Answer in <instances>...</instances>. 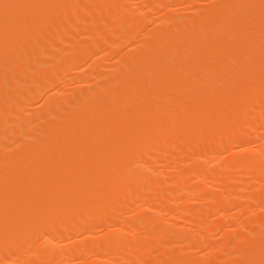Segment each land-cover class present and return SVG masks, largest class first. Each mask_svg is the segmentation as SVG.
<instances>
[{
	"label": "rangeland",
	"instance_id": "obj_1",
	"mask_svg": "<svg viewBox=\"0 0 264 264\" xmlns=\"http://www.w3.org/2000/svg\"><path fill=\"white\" fill-rule=\"evenodd\" d=\"M149 1L148 0H116L115 3H114L115 6H114V4L112 6L113 9L115 7L114 12H119V13L122 12V14L124 15L125 13L123 11H125V12L129 13L130 18L132 17V19H135V17L138 18V17H140L142 15L141 17L143 18V20H142L143 23H140L139 25L137 24V26H136V22H134V21H136V19L133 21L134 23H132L130 21L132 19H130V18H129L130 20L127 18L129 20V22H130V23L129 22L128 23L131 24V25L128 24L129 27L126 26L127 24L123 25L124 23L123 24L120 23L121 25H123V26H121V25H119L117 23L118 20H117L116 23L114 21H112V17L113 16L110 13L102 15L104 17H103V19L101 18L99 23L95 21L97 24L92 21V18L89 15L88 16L85 15V17L83 15L84 19H81V20L78 19L77 21L74 22V29L72 31L73 33L71 32V34H67L66 36L64 35L65 37L64 36L63 37L65 39H63V37H62L61 42H60V44H62V45H60L58 43L59 41H57V44L59 45L58 46L59 48L56 49V50L59 51L61 49L62 50V52H61L62 54L65 51L64 54H65V56L67 58H70L69 56H71V58H75V56L77 54V52H76L77 50H75V47L78 46V45L81 46V44L83 45V44H88V43H91V44L96 43V45L101 46V45L104 44V45L107 46L106 48L109 50L107 54L110 57L105 55L106 58H105V56H104V58L102 57L103 58V62L101 61L103 64L101 62L99 63V61H97V59H100L101 54L97 53V52L95 53L94 50L92 49L90 51L92 54H90V52H89V53H87L89 56L85 54L86 56L84 58H81L82 60L78 59L79 60L78 62L76 61V62L72 63L73 65H75V67H73V65L71 64V66H69L67 68L68 70L67 69L64 70L65 73L63 71H61V72H58L56 75H53V79L54 80H52L51 83H47V84L46 83H42L41 84V85L44 84L46 86L49 85V87H45V86L42 87L41 85H40V87L37 86L36 88H40V89L42 87V89H41L42 92L40 94H39V92H37V95H38L37 97H39V99L36 98L37 102H34V104L30 103V105L29 104L26 105V107L24 108V111H23L24 112L23 115L25 116V118L24 117L23 118L25 119L24 122H26V123H23V125L24 124L25 125L24 126L21 125V128H19L20 126L19 127L17 126L18 128L16 127L17 135L19 134L20 136L19 135L18 136L15 135V136L20 137L21 139H19V140H21L23 142L27 141L25 143L33 144L34 142H36V140H39V137L40 138H42L43 136L48 137V133L46 135H45V133L49 131V129H50L49 127H52L53 122L54 123L56 121L59 122L60 116L64 117L65 114H63V113L65 111H63L61 108H58V110H55V112L57 114L55 112L54 113L52 112L54 115H52V113H48V111H46V108H44V107H46V105H45L46 102L45 101H46L48 95L52 93V91L53 92L56 91V90H58L59 92L61 91L62 92L61 94L63 96H61V94L59 96H60V98H63L62 102L63 103L66 102V104H68L70 106L71 105L72 106L73 105L74 106H76V105L78 106V102L79 101L86 102L87 99L91 96V92L94 93V91L95 92L96 91H104V90L108 91V89H109L108 92H113L114 93V91H111V90L114 89L116 92H118V90H120V87H121L120 82H118V77L121 74H124V73H127V72L129 73V71L131 69L130 66H132L133 64H134L133 65L134 68L137 67L136 65H139V63H137V62L133 63V64L131 62L130 65H127L125 62L128 61V60H126V61L123 60L124 64H122L123 61L121 59H125V57H126V59H128V58L132 59V57H130V56L133 55L134 53L136 55L137 54L136 50H141L142 54L140 53L141 54L140 55V59H139L140 61H138V62L141 63L142 62L141 60L143 59V64H145L148 61V59L146 57V53L149 54L147 56H150L149 57V59H150V58H152L153 55H155V54H153L152 51L154 49H156V48L158 50L159 49L162 50L163 46H164L165 49H169L170 48L169 50H166V51L170 53V51L172 50L173 53H170L171 55H174L176 52L177 53L178 52L181 53L183 51H187V49L189 50V48H187V46L189 45V43H190L189 41L191 40V38H190L191 35H190V36H188L190 38V40L188 39L189 40L188 42L185 41V38L187 37L186 35H188L187 32H189V33L191 32L190 34H194L195 32L193 30H195L196 33L199 32L201 35H203L205 32H208V34L205 33L202 37L199 36L202 39H204V40H202L203 44L201 43L202 42L201 38H200L201 42L199 41V39L196 40V42L197 41L200 42V43L198 42L199 44H197L198 47L200 46V44H202V45H204V48L207 46L208 43H210V44L212 43L211 45H213V47H211L210 45L208 46V47H211V48L215 47L214 52H213V50L211 48H210L211 50L209 49V51H211V52L208 51L209 54L212 53L211 54L212 58H210V56H208L209 54L203 53L209 59L206 56H203V57H201L202 59L200 58L201 60L198 61L197 59H198V55L199 54H197V53L200 52L199 50L203 51L204 49H203V47L200 46V48H197L198 50H196V51H195V49L191 50L193 45H194L193 43H195V42H193L192 44L190 43V46H192V47H190V50H191V51L189 50L190 52L187 51L188 53H185V52H184V54L181 53L182 55H179V53L176 54V55H178V59H176L177 57L174 58V56H170V60L168 58V61L173 62V63L169 62L170 64H172L174 66H177V65H175V64L178 63L177 60L181 61L182 60L181 58L183 57V60L185 58V60H184L185 62L188 60L186 62L187 65L183 61L182 63L178 64L179 67H180V65L182 66V64H183L182 68L184 70L186 68V67H184L185 65L189 66V67L192 66V67H190V69H194V72L196 71L195 69L198 70V71H196V73L189 72V71H192V70H189V67H188V69L186 68L185 71L183 69H182L183 71L180 70V72H179L180 74H178V75L184 76L183 80L185 81V83H183L184 81H180L179 80V78L181 76H177V73L173 72L174 66H172L173 67L172 70L171 69L170 70L168 69V70H169V73H170V71L172 72V74L171 73L170 74L173 75V77L177 76V79L172 77L173 81H174V79H176L177 81H175L176 83L174 82V85L170 84V85H172V86H170V85H168V82L171 79V76L166 75L167 74L166 73L167 69L164 68L163 70H161L162 69L161 68L160 69L161 72L163 71V73H161L160 70L157 67V69H156L157 72L154 73V71H156L155 70V68H156L155 66L157 65L156 63H158L160 65V62L164 61V60L160 61V59L162 60L165 57L167 58L169 56H164V58L158 59L159 62L157 61V59H156V62H155V58L156 57L153 56L154 60H152V61H153L154 64L151 62L153 64L152 67H151V63L148 62L149 63L148 66L150 65L149 67H151V71H150V68L148 66H146V68L148 67L147 69L149 71L147 70V73H145V71H144V72H142L143 74H141V75H144V73H145V74L148 75V72H150V75H151L152 71H153V74H154V76H153L154 78L152 79L153 81L152 80H151V82L149 81V79H150L149 75H148V78L145 81L143 80L145 82V84H147L149 82L151 83V84L150 83L148 84L149 86L146 85L145 89H143L147 93L145 91H144L145 93L142 92V94H140L138 96L139 98L137 96H135V99L133 97H131L134 100L131 99L130 96H128L130 98L129 100L131 102L128 99H127L128 101L125 99L127 102L124 100L126 104L127 103H130L131 105L134 104V105H132L133 107L132 106H130V107H132V108L136 107L135 110H132V108L130 110V107H128L129 104L126 105L125 103H122V104H125V106L122 105L121 103H120L121 105H119V104L116 105L118 102H121V101H117L116 104L113 105V106H115V105L117 106V107L115 106V109H114V112L116 113V114L114 113L115 114V116H114L115 119L114 120H116L118 118L116 121H120V122H117V123H121L120 125L117 126V128H115L116 126H114L113 128L117 129L116 131L119 133V135H118V133L116 131H115L116 133L114 132L115 129L112 132H107L109 128L108 129L106 128L107 131H105V129L103 131V129L100 128L101 126H99L98 123H96V125H94L93 121H92V124H89L88 126H85L86 129L84 128L83 130H81V133L80 134L77 133L76 136H74L73 139H72V142H74V143H72L74 145L73 148L75 146H77V148H78L77 149L75 147L76 148L75 151L77 152V156L81 155L82 157H84V159H86L85 163L83 162L84 160L82 159L83 160L82 163L86 164V165H84V164L83 165L86 166V167L88 165H90V166L87 167V169L89 167H91L92 170H94V169L96 170L97 168H99L98 170H96V171L94 170V171L96 173L97 172H101L100 173L101 175L99 174L100 175L99 176L98 173H97V178H96V173L92 172V173H94V174H92L91 173L92 170H90V173L92 174V176L89 177L88 175L90 173H88L87 172L88 170H87L85 172L82 171V175L83 176H81L79 174L78 177H77L76 173L78 171H76V173H75L74 170L76 169L77 166H75V165H77L78 162H80L79 164H81V161H78V158L80 159L81 156L76 158V155L75 156L72 155L73 157L71 156L70 159L69 158H64L65 160L61 157V159L58 161L60 166H59V164H57L58 162L55 163L56 165L54 167H56L55 170L57 171V173L55 172V174L58 175L59 173H63L64 170H65V172L69 170V174H68V172L67 173H63V174H59L58 177H55V179H54L55 182L52 181L53 183L50 182L47 185H49L50 187L57 186L56 188H58L59 190H61L60 187L62 189L64 188V190H61V191H63V193L65 191L66 192L69 191V189L71 187H73V190L70 189L71 191H69V192H72V195L68 194L69 197H67L68 195H66L67 194L66 192H65L64 195L62 194V198L66 195V202L64 201L65 197L62 200V201H64L65 206L68 204L69 205L68 207H70V205L73 204V202L76 203L77 200H75V198L76 199L79 198V200L81 198L82 202L84 201L85 203L81 202L78 205H77V203L76 204L74 203V206L75 205L78 206V207L76 206L77 209H76V207L71 205V207L72 206L73 207L72 208L70 207L69 209L73 210V208H75L77 210V212H75L76 211L75 209H74L75 211L74 210L72 211V210H69V209H67L68 210L67 211L66 207L64 208V206H63L64 203L62 204V202L60 201V203L62 204L63 208L65 209V210L64 209L63 210L68 212V218L67 217L66 218L63 217V219L65 218L66 222L63 219H62L63 221L60 220L61 222L58 221V215L59 214H57V213H61L60 211H63L62 209L58 210L56 208L59 211V212L56 213L57 214V216H56L57 220L55 218V220L58 221L57 224H56V222L54 220L55 215H53L55 213L52 214L53 217L51 215V212H53L54 209H53V211L51 209H49V210H51L50 214H49V210L47 212L49 215L47 213L45 214V215H48V216H46L47 218L43 215L44 221L48 220L49 222L53 223V220H54L55 224H53V225H54V228H56V230L53 227L52 228H53V230H55V232L50 231L51 233H49V229L51 228L50 226H52V223H51V225L49 224L48 227H47L48 230L47 229L44 230L43 234H42V232L41 233L38 232L37 234H39V235H36L34 233V235L31 237V240L27 244H25L23 246H18L17 245L16 246L17 248H15V249L10 248L7 245V243H6L7 241L4 240L6 238L5 235L3 236L4 238L1 237L4 240V242L3 241H1V242L4 243L5 245H7V248H9V249L6 250L5 246H4L5 249L3 247L5 252H4V250L0 249L3 252V253L1 252V255L2 256L5 255L4 257L0 256V258H1L0 259V261H1L0 264H12V263L13 264H28V262H29V264H36V263H39V262H40L39 264H43L42 261H41L42 258H43V260L49 259V260H47V262H48L47 264H150V263L151 264H161V263H163V264H165V263L166 264H170V263L171 264H247V263L248 264H257V263L258 264H264L263 263L264 262V122H263L264 121L263 120L264 119V110H263L264 109V98H262V97H264L262 95V94H264V93H262V91H264V88L260 87L261 82H262V84L264 82V70H263L264 69V62H263L264 58L263 59L260 58L261 56L264 57V40H263L264 39L263 38L264 37V29H263L264 28V19H263L264 18V12H263L264 11L263 10L264 9V0H255V1L254 0H249V1L248 0H242V1L241 0H233V1L232 0H225V2H223L224 0H173V1H171V0H160V1L159 0H149ZM220 2H223V3L220 4ZM212 6H213V8H212ZM250 6L251 7L254 6L253 7L254 11H252L253 9ZM182 8H184V9H182ZM122 9H123V11H121ZM124 9H127V10H124ZM213 9H215V10H213ZM169 12L171 14H169ZM196 12H198V13H196ZM224 12H226V14H224ZM254 12H257L258 14L254 13ZM236 13H238V14H236ZM207 14H209V16ZM242 14H243V16H242ZM253 14H257V15L253 16ZM204 15H205V17H203ZM246 17H247V19H245ZM85 18H86V20H85ZM141 19L139 21H141ZM220 19H222V20H220ZM232 19H234V20L231 21V23H230V20H232ZM163 20H165V21H163ZM179 20H182V21L180 22ZM237 21H241V22L238 23ZM226 22H228L230 25L228 23L226 25ZM137 23H139V22H137ZM173 23L177 24V25H174ZM233 23H235V24H233ZM133 24L135 25L134 28L135 27H137V28L134 29L133 28ZM238 24L240 26H238ZM173 25L175 27H173ZM218 25H220L221 27L218 26ZM118 26H120V27L117 29ZM124 26H126L125 27L126 30H125V28H122ZM131 26H132V28H131ZM241 26H243V27H241ZM159 27H160V29H159ZM202 27H204V28H202ZM227 27H228V29H227ZM219 28H221V29H219ZM169 29H171V30H169ZM196 29H198L199 31L196 30ZM243 29H245V30H243ZM255 29H257V30H255ZM87 30H88V32H87ZM94 30H98L99 31V33L97 32V34H101V33H103V34L99 35V38H96L97 34L93 35L94 33H96V31L94 32ZM230 30H231V32H230ZM80 31H82V32H80ZM125 31H127V32H125ZM123 33H125V34H123ZM144 33L146 35H144ZM199 33H198V35H199ZM74 34H76L77 36L76 35L74 36ZM127 34H129V35H127ZM176 35H177V37H175L176 39H179L181 36L185 35L184 37H181V39L183 38V40L180 39L182 41L181 43L184 44L183 47H185L184 49L182 48L183 49L182 51H180L181 49L180 50L179 49L176 50L177 48H175V47H177V46H179L181 44L180 41H178V42L176 41V43H178L179 45L178 44L175 45L174 48H172V46L175 44V42H174V44L172 42H171L172 44H170V42H167L170 38H172V36H173V39H174V36H176ZM198 35H197V38H198ZM78 36H79V38H78ZM108 36H109V38L112 37V36L116 37V38H112V39L110 38L111 39L110 40L109 38H107ZM178 36H179V38H178ZM235 36H236V38H235ZM257 36L259 37V39H258ZM67 37H69V38H67ZM120 37H122V38H120ZM242 37H244V38L242 39ZM253 37H256L257 39H255ZM88 38H89V40H88ZM100 38H103V39H100ZM232 38H233V40H232ZM112 40H114V41H112ZM131 40H133V41H131ZM170 40H172V39H170ZM186 40H187V38H186ZM261 40H263V41H261ZM204 41H206V42H204ZM112 42H114V43H112ZM165 42L168 43L166 45L167 48L164 45V44H166ZM221 42H222V44H221ZM225 43H227V44H225ZM110 44H113V45L110 46ZM169 44L171 45V47H168ZM63 45H64V49L62 48ZM79 46L76 47V49H78ZM208 47H207V50H208ZM253 48H256V51H254L255 49H253ZM157 49L155 51H157ZM161 50H160V52H162ZM216 50H217V52L215 53ZM193 51H195V52H193ZM234 51H236V52H234ZM139 52H138V54H139ZM143 52H145V54ZM131 53H133V54H131ZM151 53H152V55H151ZM157 53H159V51ZM213 53H214V56H213ZM219 53H220V55H218ZM170 54H168V55H170ZM239 54H240V56H239ZM256 54L260 55V57L259 56L256 57ZM53 55H52V57L49 56L47 58V61H48V62L46 61L47 64H49V65L52 64V63L54 64L56 59L53 61V59H54L53 57L55 56V55L54 56ZM161 55L162 54H160L159 56L161 57ZM166 55H167V53H166ZM243 55H244V57H243ZM97 56H99V57L97 58ZM142 56H144V57H142ZM201 56H202V54H201ZM253 56H255V57H253ZM199 57H200V55H199ZM220 57H223V58L220 60ZM239 57H241V58H239ZM144 58L146 59L145 60L146 62L144 61ZM166 58H165L164 63L167 60ZM244 58H246V59L248 58V59L245 60ZM250 58H251L252 61L250 60ZM240 59H242V60H240ZM203 60H204V62H203ZM209 60H211V61L213 60V61L212 62L210 61V63H209ZM248 60H250V62H247ZM95 61L98 62L97 64H99V66L96 64ZM168 61H167V64H168ZM260 61H262L263 63L260 62ZM245 62L249 63V64H246ZM92 63H94L98 67L96 66L95 69L92 68L93 72L90 73V74H92V75H90L89 71H92V70H89V69H91V64ZM203 63L206 64V65H204ZM212 63H213V65H212ZM167 64L165 63L164 66H167ZM170 64H169V67L171 66ZM192 64H194V67H193ZM252 64H254L255 66H253ZM88 65L90 66V68H89ZM236 65H237V67H235ZM119 66L122 67V69ZM178 66H177V68L175 67V69H174L175 71L179 70ZM241 66H242V68H241ZM248 66H249L250 69L248 68ZM261 66L263 67V69H262ZM153 67H155L154 70H152ZM169 67L167 66L166 68H169ZM258 67H259V69H258ZM232 68H234V69H232ZM133 69H131V71ZM239 69H240V71H238ZM94 70H96L95 73H94ZM164 70H166V71H164ZM201 70H203V72ZM186 71H187L188 75L185 73ZM200 71L202 73H204L206 71L207 73L205 72L204 75H203L202 73H200ZM217 71L219 73H217ZM96 72H97V74H96ZM182 72L185 75H183ZM200 74L203 75V77L206 76L205 77L206 79L202 78ZM207 74L209 75V77L212 76L214 78L210 80V78H208ZM216 74H217V76H216ZM82 75H84V76L87 75V76L84 77ZM174 75H176V76H174ZM88 76H89V78H88ZM156 76H158V77H156ZM160 76H161V78H160ZM164 76H165L166 79H168V81L165 80ZM186 76L189 77V78H187V82L185 80ZM197 76L198 77L200 76V78H197ZM35 77H37V79H35L36 80L35 82H37L38 80H42L41 77H39V76H35ZM82 77H84V79L82 80L84 82L78 81ZM86 77L88 79H90V80H88ZM143 77L145 79V77H147V76L144 75ZM143 77H142V79H143ZM150 77L152 78V76H150ZM190 77L192 78V80H191ZM222 77H225V78H222ZM74 79H75V82H74ZM76 79H77V81H76ZM180 79H182V78H180ZM200 79H202V80H200ZM204 79L207 82L206 81L204 82L203 81ZM86 80H88V81L86 82ZM164 80L167 81V82H165ZM173 81H172V83H173ZM191 81H193L192 84H190ZM208 81H210V82H208ZM196 82L198 83V87H196L197 85H194V84H196ZM165 83H167L168 86H166ZM202 83H203V85H202ZM204 83H206V84L208 83V85L210 83L209 87L211 85L213 86L212 88L210 87V89H209L210 92L208 90H205V91L206 92L208 91L209 93H213L214 96H212V97L214 99H216V101H217V98H220V100L218 99L219 101L217 102V105L213 106V103L215 102V100L211 97V94L207 95L208 92L206 93V92L203 91V88L202 89L200 88V86H199L200 84H201V87L202 86L203 87L206 86V84H204ZM219 83H223V85L225 86L224 87V86H222V84H220L221 85L220 89L221 88L223 89V87L226 88L227 87L226 85L230 84L229 85L230 88L226 89L227 91L228 90H230V91L228 93L221 92L220 89L215 87V86L219 85ZM97 84H99V86ZM29 85H25V87H29ZM262 86H264V85H262ZM30 87H31V85H30ZM74 87H76L75 88L76 90L74 89ZM140 87H142V86H140ZM140 87H139V89H142ZM173 87H175V89ZM254 87L257 88L258 92L256 91V89ZM61 88H64V89H61ZM77 88H79V89L81 88L80 89L81 92ZM171 88H173V90H171ZM197 88L199 89L198 91H197ZM215 88H216V90L212 91V89H215ZM236 88H238V89H236ZM40 89L38 91H40ZM137 89L138 88H136L134 90L136 91ZM139 89H138V91H139ZM146 89H148V90H146ZM161 89H163V90L165 89V91H163ZM231 89L234 90V91H232ZM162 91H163V93H162ZM167 91L168 92L171 91L172 93L177 92V94L175 93V95H177V96L179 94H182L183 95L181 97L182 100L181 99H177V96H175L174 94H173V97H170L172 95V93H171V95L169 94L170 99L173 100L172 98L175 99V97H176L177 100L175 99V101L172 102V101H169V99H168V101H165V103H163L164 100H166L168 98L166 96ZM179 91L181 93L178 94ZM195 91H196V94H195ZM202 91L204 92V95H203ZM201 92H202V96L203 97L201 96ZM132 93H133V91H132ZM132 93H130V94H132ZM139 93H141V92L139 91ZM157 93L161 94L162 96L165 95L163 97L164 98L167 97V98L164 99V98H162L161 95L159 96ZM189 93H190L191 96L189 95ZM205 93H206V95L208 97H211L212 101L214 100V102L209 100L210 98H208L207 96L205 97ZM219 93H220V95H219ZM259 93H260L261 97H260ZM150 95H152V96H150ZM192 95H194L195 97L192 96ZM218 95L221 96V97H219ZM248 95H250V96H248ZM252 95H255V97L252 96ZM125 96H127V95H125ZM132 96H134V95H132ZM153 96L155 97V100L156 99H158V100H156V101L153 100ZM180 96L181 95H179L178 98H180ZM237 96L239 97V99L237 98ZM80 97L82 98V100L80 99ZM159 97H161V98H159ZM228 97L231 100H229ZM140 98L141 99L143 98L144 100L142 99V101H140ZM240 98H241V100H240ZM249 98H251V99H249ZM189 99H192V100L190 101ZM64 100H66V101L64 102ZM70 100H71V102L68 103L67 101H70ZM239 100L240 101L245 100V101H243L244 103L242 102V104H241L242 105V109H244V110H242L240 108L241 105H239V104L241 102ZM73 101L74 102L76 101L75 102L76 105L74 104ZM231 101L233 103H234V101H236L235 105L237 104V101L240 102V103L237 104L238 106L237 105L235 106V105H233L231 103ZM146 102H149V103H146ZM160 102L163 103V104L161 103L162 106L158 105V104H160ZM166 102L168 103L169 108H167V105L164 106V104H166ZM198 102H199V104H198ZM139 103H140V105H139ZM143 103H144V105H143ZM151 103L154 104L155 106H153ZM169 103H171V104L169 105ZM173 104L174 105L176 104L177 107H176V105L174 106ZM187 104H189V105L192 104V105L189 106ZM172 105L174 106V108H173ZM220 105H221V107H220ZM222 105H224V106H222ZM244 105L245 106L247 105V106L245 107ZM163 106L165 107V109L161 111V109L164 108ZM209 106H210L211 109L209 108ZM218 106H219V108H217ZM234 106L239 108L240 111H239V109H234L235 108ZM248 106L249 107L251 106L249 108V110L247 108ZM124 107H126V108H124ZM137 107H138V109H137ZM139 107H141V108H139ZM156 107L157 108L159 107L160 111L156 110ZM212 107H213V110H212ZM223 107H225L226 109H224ZM113 108H111V109H113ZM152 108H154L155 110L152 109ZM170 108H172V109L170 110ZM179 109H181L183 111V113L179 112L180 111ZM37 110H38V112H37ZM115 110H117V111H115ZM208 110H211V112L208 111ZM241 110H242V113H243L242 115H241ZM33 111H35V112H33ZM43 111H45V115H44ZM153 111H154L155 115H153L154 114V113H152ZM238 111L240 112V114H238ZM46 112L48 114H46ZM108 112L109 113L110 112L113 113L112 110L111 111L109 110ZM121 112H122V114H121ZM185 112H187L186 114L188 116H190V117L194 116L193 118H196L197 121H195L193 118L188 117L185 114ZM190 112H192V113H190ZM196 112L199 115L196 114ZM126 113H128V114H126ZM180 113H182V115ZM228 113H230V114H228ZM38 114L39 115H43V117L37 116ZM110 114H106V116L108 115V117H109ZM114 114H111L110 116H113ZM124 114H125L126 117L124 116ZM179 114H180L181 117H183V115H184L183 119L181 117L179 118V116H178ZM189 114H191V115H189ZM214 114H216V115H214ZM237 114H238V116H237ZM137 115H138L139 118L137 117ZM239 115H241V116H239ZM141 116L142 117H144V116L146 117V118L144 117V120L146 121L145 125H144L143 118ZM232 116H236V117H232ZM35 117H37L39 120H37V118H35ZM128 117H129V119H127ZM202 117H204V118L206 117L205 118L206 120L205 119L204 120H205V122H208L205 126H203V127H205L204 128L205 130L203 129L204 131L203 130L201 131L202 133L204 132L203 134L200 132L201 128H203L202 126L198 130V128H199L198 125L199 124L201 125V122L203 120ZM225 117H227V118H225ZM230 117H231V120L229 119ZM240 117L246 118V120L243 119V118H240ZM198 118H200L201 121ZM232 118H234V120L235 119L236 120L234 121V120H232ZM250 118L252 119V121H251ZM103 119H104V122L102 121ZM103 119L101 120L102 121V125L104 124L105 127L108 126V125H106V123H107V121H109L108 119H110V118H106L105 117ZM105 119H107V121ZM111 119L109 121L110 123H111ZM180 119L182 121L186 120V122L185 123H184V121L181 122ZM221 119H223L225 121H222ZM227 119H229L230 121L227 120ZM242 119L245 121V123H243ZM249 119H250V121H249ZM33 120H35L34 123H36V124L33 123ZM133 120H135V121H133ZM138 120L140 122H138ZM152 120H153V122H152ZM187 120L190 121L191 123L186 124L188 122ZM209 120H211L212 122L209 123L210 122ZM241 120H242V122H241ZM247 120H248V122H247ZM47 121H49V122H47ZM116 121L113 122V123H116ZM129 122H130V124H129ZM149 122L150 123L152 122V124H150ZM196 122L198 124H196ZM214 122H216V124ZM221 122L223 123L222 125H221ZM154 123H155V125H154ZM133 124L135 126H132ZM170 124L172 126H170ZM175 124H177V125H175ZM191 124L194 125L197 128L193 127ZM232 124L235 125V126H233ZM236 124H239V125H236ZM33 125H34V127H33ZM121 125L123 127H121ZM149 125L153 126V128L151 126L149 127ZM209 125H211V126H209ZM219 125H220V127H219ZM242 125L245 126V127H243ZM92 126H94V127H92ZM215 126H217V127H215ZM119 127H121V128H119ZM135 127L138 128V129H136ZM207 127H208V129H207ZM212 127H215V128H212ZM218 127L220 128L219 130H218ZM231 127H233V128H231ZM236 127L237 128L239 127V128L236 129ZM260 129H261V131H260ZM21 130L23 131L24 134L21 133ZM122 130H124V131H122ZM88 131H90V132H88ZM197 131H198V133H196ZM104 132L106 134H104ZM25 133H28L31 136L30 135L28 136V134H25ZM183 133L185 134V136L183 135ZM153 134H156V135H153ZM157 134H159V135H157ZM192 134H193V136H192ZM238 134H241V135H238ZM105 135H107V136L105 137ZM109 135H110L111 138L109 137ZM130 135H131V138H130ZM176 135H178V136H176ZM99 136L101 138H102V136H104V137H103V139L100 138L102 141L99 140V142H98L97 137L99 138ZM128 136H129V138L127 139ZM232 136H233V138H232ZM92 137H93V139H92ZM107 137H108V139H107ZM180 137H182V138H180ZM49 138H50V136L48 137V139ZM94 138H95V140H97V142L94 140ZM104 138H105V140H104ZM116 138H117V140H116ZM191 138H193V139H191ZM8 139L9 140L5 139L1 143L2 150L0 152V156H3L5 151L9 147H11V145L14 146V144L17 142V140H12L10 138H8ZM51 139H52V137H51ZM53 139H55V137H53ZM120 139L121 140L123 139V142ZM126 139H127V141H125ZM129 139H130V141L132 139L135 140V141L132 140L133 142L132 141L130 142ZM197 139H198L199 142L196 143ZM258 139H259V144H258ZM190 140H192V141L190 142ZM103 141H105L104 142L105 144L102 143ZM83 142H85V143H83ZM89 142H91V143H89ZM187 142H188V144H187ZM124 143H125V145H124ZM146 143H148L149 145L147 146ZM82 144H84V145L82 146ZM128 144H130L131 147H129ZM142 145L143 146L146 145V147H147V148H145L146 150L145 151L143 150V153H141L142 155L140 154L142 159H141V157L140 158L137 157V160L135 162V158L134 157L137 156V155H135L133 157L132 154H131L133 159L129 160L131 157H129L128 154H126V153H129V152H126V151L127 150L129 151V149H131L134 146H135L134 149H139L140 150V148H142ZM138 146L139 147L141 146V147L139 148ZM79 149H81V150H79ZM134 149H132V150H134ZM111 150H113V151L115 150L114 153ZM120 150L122 151L121 152L122 156L124 155L123 151L126 152L125 153L126 156L124 155V157H128V158H125V159H127V161L126 160L122 161L124 158L122 159V156L120 154ZM254 150H256V152ZM45 151L46 150L40 151L39 153H37L36 156L37 157L39 156L38 158H41L42 155L45 156V153L47 152V151L46 152ZM75 151H74V153H76ZM78 151H80V155H79ZM109 151L111 152L110 154L113 153L112 156H114V154L116 152L117 155L120 156L118 158V161H120V162H126V163L128 162L127 165H129V164L131 165V163L133 162V164L131 166L133 168H135V169H131V170L135 171V173L137 172L138 174H141L139 172H143V176H145L144 178H146L145 181L147 183L151 182V185L149 187L147 186L148 188L144 189L146 192H149L147 195H145L146 194L145 191H144L145 193H143V195H140V196H137V194H133L134 192H136V189L138 188V190H139L141 186L137 185V183H135V181H133L134 183L132 182L131 184L128 182V184H129V186H128L127 182L123 181L124 180L123 178H124V175H125V173H124L125 170L119 172V170L122 169L121 166H120V169H119V167H117L119 165L116 166V165L113 164L112 165L113 167L111 166L112 163H110V162H112V157L110 156V154H108ZM103 152H104V154L108 152L107 154H105V155H108V156H105V157H106V159L110 158L111 161L108 160V161H110L109 163L105 162L106 159L104 157ZM88 153H89V155H88ZM251 153L253 154V156H252ZM91 154H93L92 157H90ZM146 154H148L149 156L146 155ZM143 155H145V156H143ZM249 156H251V157H249ZM74 157L76 158V160L78 162L75 161ZM1 158L2 157H0V159ZM114 158H116V157H114ZM152 158H154V159H152ZM71 159H74V161L72 163L70 161ZM91 160H93V162H91ZM96 160H97V162H96ZM65 161H67V162H65ZM100 161L102 163L103 162L105 163L104 167L106 168V170L110 169L108 172L110 173L112 171V174L111 173L110 174L107 173L106 170H104L105 168L103 169V167H99L98 166V165L101 164ZM69 162L71 163V166H70ZM243 162H248V163L246 165ZM104 163H103V165H104ZM143 163H145V164H143ZM200 163H203L204 165L200 164ZM1 164L2 163L0 162V172L3 173L4 175H6L5 178H7L9 176L12 177L11 174H13V176H15V177H18V178L19 177H21V178L24 177L22 179H26L29 175H31V172H32V168L28 167V166H22L20 168L21 170L18 169L17 172H12V171L4 172L3 164L2 165ZM235 165L237 167H235ZM238 165H240V166H238ZM57 166L59 168H61L60 171H59V168ZM64 166H66V167H64ZM92 166H95V167L93 168ZM131 166L129 168H132ZM62 168H63V170H62ZM65 168H68V169H65ZM71 169H72V171H71ZM101 169H103V170H101ZM85 170H86V168H85ZM145 170H146V172L148 171L147 174L145 173ZM190 170H192V171H190ZM83 172L86 173V174L88 173V174L86 175ZM103 173H104V175H102ZM185 173H187V174H185ZM72 174H73V176H72ZM183 174H184V176H183ZM204 174H206V175H204ZM57 175H55V176H57ZM62 175L64 177H67L66 181L67 180L69 181L71 179L69 182H67V185H62L63 184L62 178H64ZM59 176L62 177L61 181H57V180H60ZM94 177L96 178L97 181L99 180L97 183H98V187H100V189H101L102 186L103 187L104 186L108 187V185L112 186V187L116 186L117 183L120 181V179H122L120 181L121 183H119V184L120 185L123 184L122 185L123 189H122V186H120L121 189H119L120 187L118 188L119 184L117 185L116 188L114 187L115 190H113L114 188L111 189L112 193H113V191H116V193L114 192L115 194L114 193L112 194L113 196L111 195L112 196L111 201L114 204L112 202H111L112 204L110 203L109 198L111 196L106 193V191L107 192L110 191L108 189L111 188V187H108V188L104 187L105 188L104 189V193L106 194L105 198H104V196H105L104 193L101 191L103 188L101 190L99 189L100 191H98V192L96 191L97 190L96 189L95 190L96 193L93 191L94 193H92V195L89 194L90 191H91V188H88V185H86L87 184L86 182H88L89 180H91L92 182H95V181H93V179L95 180ZM111 177H115V178H111ZM117 177H118L119 180L117 179V181H116L115 179ZM5 178H1L0 179V186H1L0 188H3L2 185L4 186V179ZM79 178H81V179L79 180ZM85 178H87V179H85ZM101 178H103L104 180L101 179ZM213 178H215V180ZM76 179L80 181V186H78V187H77L78 181L76 182ZM147 179H149V180H147ZM172 179L175 180L176 182L173 181ZM83 180H84V182H83ZM114 180H115V183L113 184ZM151 180L154 181V183H152ZM91 181H89L90 184L92 183ZM73 182H74V184H73ZM106 182H107V184H106ZM124 182H125V184H124ZM170 182H171V184H170ZM41 183L38 182V183H34L36 185H34V184H31L32 186L30 185V187H31L30 188V193L31 194H29L30 196H27L26 199H28V197L32 198L33 196H34L33 198L35 199L36 197L39 196V193H40V196H42L41 194L44 193V190H46L47 185L45 184L46 182L45 183L41 182ZM55 183H56V185H53ZM64 184H66V183H64ZM69 184H71V186ZM72 184L73 185L77 184L75 186L76 187L75 190L80 187L79 190L82 189V190H84V192L81 190L82 193L80 192V194L77 193L78 195H76V192H78L79 190H77L75 192L74 191V186ZM93 184L94 183H92L91 186H93ZM111 184H113V185H111ZM188 184H189V186H187L188 188L183 190V188L186 185H188ZM45 185H46V187H45ZM130 185H132V186H130ZM243 185H244V187L246 186L245 189L243 188ZM64 186H66V187H64ZM67 186H70V188L67 187ZM160 186L162 187V189L159 188ZM165 186H167V187L165 188ZM203 186H205V187H203ZM43 187H45V188H43ZM93 187L96 188L97 185H95ZM126 187H127V189H126ZM67 188H69V189H67ZM198 188H200V189H198ZM86 189L89 190V193H88V190H86ZM158 189L162 190V191L160 192ZM28 190H29V188H28ZM40 190H41V192L42 191L43 192L42 193L39 192ZM167 190H169V191H167ZM132 191H133V193H132ZM88 194L91 195V196H90V199H89V197L87 198V201L89 199L93 203H91L90 201L86 202V198L85 197H84L85 200H83L84 199L83 196L86 195V197H87V196H89ZM161 194H163V195H161ZM7 195H4L3 193L0 194V202H1L2 205L6 204V203H8L9 205H12L13 202H14V204H16V202H17L16 200L19 201V198L17 197V195L15 193L12 194V195H15V196H10L9 197V194H7ZM114 195H117V196H115V198L113 199ZM60 196L61 195L59 193V197ZM79 196H81V197H79ZM95 196L98 197V200H99V197H100V200L97 201V203H96V198L97 197H95ZM101 196H102V199L104 198L103 199L104 202L101 201L102 200ZM125 196H127L128 198L125 197ZM210 197H212V198H210ZM33 198L31 199V201H34ZM93 198H95V199H93ZM36 199L38 201H36V200L35 201L38 202V203L34 202V204H39V199L38 198H36ZM67 199H69V200H67ZM10 200H12V201H10ZM71 200L73 202L71 204H69L68 202H70ZM229 200H230V202H229ZM31 201H29V202H31ZM158 201L159 202L162 201L163 204H162V202L157 203ZM219 201H221V204H220ZM29 202L27 201V204ZM98 202H99V204H98ZM168 203H169V205H168ZM61 204H59V205H61ZM91 204L92 205L96 204V205H94V207L96 208V211H94L95 208ZM100 204L101 205L103 204L101 209H99L100 206H101ZM104 204H105V207H104ZM153 204H155V205H153ZM222 204H223V206H222ZM2 205H0V206L3 207ZM29 205L32 206L33 205L32 202ZM109 205H111V208L108 207ZM135 205H137V207ZM170 205H171L172 209H169V208H171V207H169ZM179 205H181V206H179ZM226 205H228V206H226ZM50 206H49V208H50ZM114 206H115V208H114ZM156 206H158V208ZM59 207L62 208L61 206H59ZM175 207H176V209L174 210L173 208H175ZM201 207H203V208H201ZM86 208H88V210L91 208L89 210V212L90 211L91 212L89 214L87 213V215L85 216L86 218L88 217V219L90 220L91 214H93L92 215L93 216V218H92L93 220H90L91 222L89 220H86V218L84 219L86 222L89 221V223H87V225H86L85 221H83L82 224L80 223L83 220L82 217H84V215H85V213L83 214V211L84 210L86 211L87 210ZM145 208H147V210H145ZM107 209H108L109 214L111 213V214H113V216H109V214L107 213ZM140 209H142V210H140ZM157 209H159V210H157ZM220 209H222V210H220ZM102 210H103V213L105 212L104 214L101 212ZM172 210H174V212ZM176 210H178V211H176ZM81 211H82V213H81ZM130 211L133 212V213H131ZM98 212H100L99 214L101 215V217L103 215H105L102 218H105V217H107L108 219L110 218L109 222L106 223V220H105L106 224L105 223H101V222L100 223L98 222V224H97V221L94 220V218H96V217H94V216L98 215ZM148 212H149V214H148ZM14 213H15V211L13 209H10L9 212L6 215H11V214H14ZM62 213H66V212H62ZM145 213H147V214H145ZM79 214L81 216H79ZM66 215H67V213H66ZM89 215H90V217H89ZM70 216L73 218L71 220H73V222L75 224L73 222L71 223V221H70V223L67 224V221H68L67 219H69ZM198 216H200V217H198ZM6 217L9 218L8 216H6ZM40 217H41V215H40ZM49 217H50V220H49ZM79 217L81 218V221L79 220L80 219ZM155 218H157L159 221L157 219L155 220ZM42 219L43 218H41V219L39 218V221L41 220V222H42ZM78 220H79V222H77ZM97 220H98V218H97ZM93 221H96V222H93ZM208 222H209V224H208ZM78 223H80V224H78ZM83 223L85 225L84 227H83ZM72 224H74L75 227L72 226ZM76 224H78L80 227L82 226L83 228L82 227L80 228ZM89 224H90V226H89ZM102 224L105 225V226H103ZM132 224H134V225H132ZM161 224L163 225V227L161 226L162 229L160 228ZM205 224H207V225H205ZM57 225L65 227V228L61 229V228L57 227ZM92 225H93V227H92ZM144 225H146V226L144 227ZM175 225H177V226H175ZM66 226H68V227L66 228ZM158 226H159V228H158ZM149 227H151V228L149 229ZM175 227H177V228H175ZM246 228H248V229H246ZM250 228H252V229L250 230ZM127 229H131L130 231H132V232L127 231ZM151 229H152V231H150ZM157 229H159V232H157V231L155 232V230H157ZM176 229L178 231H176ZM124 230H126V231H124ZM56 231H58V232H56ZM8 232H10V231H8ZM93 232H95L96 234L100 233L101 235H104V238L100 239V240L94 239L95 233H93ZM248 232H250V233H248ZM4 233L6 234V232L3 231V234ZM54 233H57V234H55L56 236L54 235ZM197 233L199 235L201 234L200 236H201L202 240L201 239H199V240L202 241V242H199V240H196L198 242L192 244V242H195V239L193 238L194 241H192V242H189V241H191L190 239L192 238V236L194 237V235H196L195 238L198 237ZM9 234H11V232ZM49 234H51L52 236L49 235ZM173 234H175V235H173ZM114 235H115V237H114ZM234 236H236V237L234 238ZM51 237L52 238L55 237L56 239L55 238L52 239ZM120 238H122V239L124 238V240H126V243L124 242V244H120V245L116 246V248H113V249L111 248V249L107 250L108 249L107 247H109V242L111 240L120 239ZM229 238H230V240H229ZM63 239H65V240H63ZM74 240H77L76 244L71 245V246L67 245V243L72 242ZM2 243H1V246H3ZM45 243H46V246H44ZM216 244H217V246H216ZM92 245H93V247H92ZM211 245H213V246H211ZM1 246H0V248H1ZM40 247H41L42 250L40 249ZM52 247H54V248H52ZM133 247H134V250L132 251ZM121 248L124 249V251L121 250ZM38 249H40V250H38ZM117 249L119 250V252L117 251ZM8 251H10V252H8ZM87 251H88V253H86ZM139 251H141V252H139ZM167 251L170 252V253H168ZM31 252H33V253H31ZM133 252L135 254H132ZM10 253H12V254H10ZM47 253L48 254L50 253L51 255L50 254L47 255L48 256L47 257L46 256ZM80 253L82 255L81 258H80V256H81ZM122 253H124L123 254L124 257L122 256ZM58 254H61V255L58 256ZM76 254H78V255H76ZM83 254H84V256H83ZM97 254L98 255L100 254V255L98 256ZM75 255H76V257L74 258ZM67 256H69V258ZM71 256H73V257H71ZM59 257H60V259H59ZM15 258H17L18 260H16ZM35 258H36V260H35ZM51 258H52V260H51ZM54 258H55V260L57 258L58 259L55 261ZM108 258H110V261H109ZM131 258H132V260H131ZM19 259H21V260H19ZM212 259H214V260H212ZM219 259H220V261H219Z\"/></svg>",
	"mask_w": 264,
	"mask_h": 264
},
{
	"label": "bare ground",
	"instance_id": "obj_2",
	"mask_svg": "<svg viewBox=\"0 0 264 264\" xmlns=\"http://www.w3.org/2000/svg\"><path fill=\"white\" fill-rule=\"evenodd\" d=\"M115 1L116 0H0V152H1V150H2V147H1V143H2V141H4L5 139L6 140H9L8 138H10V139H12V140H17V142L14 144V146H12L11 145V147H7L8 149L5 151V153L3 154V156H0V157H2L1 159H0V162L3 164V168H4V172H7V171H12V172H17V170L18 169H20L22 166H28V167H31L32 168V172H31V175H29L26 179H22V178H24V177H15V176H13V174H11V176L12 177H7V178H5L6 177V175H4L3 173H1L0 172V179L1 178H5L4 179V186L2 185V187L3 188H0V194H4V195H7V194H9V197L10 196H15V195H12L13 193H15L16 195H17V197L19 198V201L18 200H16L17 202H16V204H14V202L12 203V205H9L8 203H6V204H1V202H0V205H2L3 207H1L0 206V246H1V241H3L4 242V240H6L5 242L7 243V245L10 247V248H13V249H15V248H17L16 246L18 245V246H23V245H25V244H27L30 240H31V237L34 235V233L36 234V235H39V234H37L38 232L39 233H41L42 232V234H43V232H44V230H48V225L50 224L51 225V223L52 222H49L48 220H46V221H44V217H43V215L46 217V216H48L49 214H50V211L52 210L53 211V209H54V211L53 212H51V215L53 214V213H55V214H53V215H55V217H54V220H55V218H56V216H57V214H59L58 215V221L59 222H61L60 220H62L63 219V217H67L68 218V210L67 209H69L70 207H71V205H73L74 206V203L75 202H73L72 200L70 201V202H68L69 204H71L72 202H73V204H71L70 205V207H68L69 205L67 204L66 206H65V203H64V201L66 202V195H68V194H71L72 195V192H69V191H71L70 189H72L73 190V187H71L70 188V186H71V184H69L70 186H67V187H69V188H67V189H69V191H65L67 194L64 196L65 197V200L64 201H62L63 200V198H62V194L64 195L65 194V192L63 193V191H61V190H64V188L62 189L60 186V189L61 190H59L58 188H56L57 186H52L51 184L53 183V182H55L54 181V179H55V177H58V175L59 174H63V173H67L68 172V174H69V170L68 171H66L65 172V170H64V172L63 173H59L58 175L57 174H55V172L57 173V171L55 170L56 169V167H54L56 164V162H58L60 159H61V157L64 159V158H71V156L73 155V156H75L76 155V158H78V157H80L81 155H80V151H78L79 152V155L80 156H77V152L75 151L76 150V148H77V146H75L74 148H73V144L72 143H74V142H72V139H73V137L74 136H76V134L77 133H81V130H83L84 128H85V126H88L89 124H92V121H93V124L94 125H96V123H98V125L99 126H101L100 128H102L103 129V131H104V129H105V131H107V129H108V131L107 132H112L115 128H117V126L118 125H120L121 123H117V122H120V121H116L118 118V116L116 117L117 119L116 120H114L115 118H114V116H115V112H114V109H115V106L116 105H121L122 103H125V101L128 99H130L131 97H133L134 99H135V96H139L140 94H142V92H144L145 90H143V89H145V87H146V85H148L150 82H151V80L154 78L153 76H154V74H153V71H152V73H151V75H150V72H148V75H149V83H147V84H145V80L148 78V75L147 74H145V73H147V68L150 66H148V64L149 63H153V61L152 60H154V58H153V56H155L156 58H155V62H156V59H157V61L159 62V60L158 59H160V58H164V56H169V57H165L167 60H166V64H167V61H168V58H169V60H170V56H174V58H176V59H178V55H176V54H178L179 53V55H182V54H184V52L185 53H188V52H190L191 50H193V49H195V51L196 50H198L197 48H200V46L201 47H203V51H201V50H199L200 52L199 53H197V54H199L200 55V57H199V55H198V61L199 60H201L202 58L201 57H203V56H206L205 54H203V53H207V54H209L208 53V51H209V49L211 48V47H213V45H211L210 43H208L207 44V46L204 48V45H202L203 44V41L202 40H204V39H202L201 37L205 34V33H207L208 34V32H203L204 34L203 35H201L199 32H197L196 33V31L195 30H193L195 33L194 34H190L189 32H187L188 33V35H186L187 37V40H186V38H185V41L186 42H188L189 40H190V38H191V40L189 41L191 44L193 43V42H195V43H193L194 45H193V47L192 46H190V43H189V45L187 46V48H189V50H190V47H192V49L189 51L188 49H187V51H183V52H176L174 55H171L170 53H173V51L171 52L170 51V53L169 52H167L166 50H169V49H165L164 48V46L162 47V50L161 49H157V51H155L156 49H154L152 52H153V54H155V55H153L152 56V58H150L149 59V57L150 56H147V55H149V54H147L146 53V57H147V59H148V61L146 62L145 60V58H144V61L146 62L145 64H143V59L141 60L142 62L140 63V62H138V61H140L139 59H140V55L142 54L141 53V50H136V53L138 54V52H139V54L137 55H135V53L133 54V53H131V54H133V55H131L130 57H132V59H130V58H128V59H126V57H125V59H121L122 61L123 60H128V61H126L125 63L127 64V65H130V63L132 62V64L133 63H139V65H136L135 67L136 68H134L133 67V65L132 66H130L131 67V69H133L132 71H131V69H130V71H129V73L127 72V73H124V74H121L119 77H118V82H120V84H121V87H120V90H118V92H116L114 89L113 90H111V91H114V93L113 92H108L109 91V89H108V91H106V90H104V91H94V93L93 92H91V96L87 99V101L86 102H81V101H79L78 102V106L75 104V102H74V104L76 105V106H70V105H68V104H66V100H64V102L65 103H63L62 101H63V98H60V94L62 93L61 91L59 92L58 90H56V91H52V93L51 94H49L48 95V97H47V99H46V103H45V105H46V107H44V108H46V111H48V113H54L55 112V110H58V108H61L63 111H65L63 114H65L64 115V117L63 116H60V120H59V122L58 121H56L55 123L53 122V125H52V127H49L50 129H49V131L48 132H46L45 133V135L48 133V137L50 136V138L48 139V137H46V136H43L42 138H40L39 137V140H36V142H34L33 144H29V143H25V142H27V141H25V142H23V141H21V140H19V139H21L20 137H17L18 135H17V130H16V127L18 126H20L19 128H21V125H23V123H26V122H24V118H25V116L23 115V111H24V108L26 107V105L27 104H29L30 105V103H33L34 104V102H37L36 100L37 99H39V97H37L38 95H37V92H39V94L42 92L41 91V89H42V87H49V85L48 86H46V85H41L42 83H51L52 82V80H54L53 79V75H56L58 72H61V71H63L64 73H65V69H67L69 66H71V64L72 63H74V62H78L79 60L78 59H80V60H82L81 58H84L86 55H88L87 53H89L92 49L94 50V52L96 53H100L101 54V57H100V59H97V61H99V63L102 61L103 62V58H104V56L105 55H107V56H109L107 53H108V49L106 48L107 46L106 45H101V46H98V45H96V43H93V44H91V43H88V44H81V46H79L78 44V46H79V48L78 49H76V47H78V46H76L75 47V50H77L76 52H77V54H76V56H75V58H71V56H69L70 58H67L66 56H65V54H64V52H63V54L61 53L62 52V50L60 49L59 51L58 50H56V49H58L59 47V45L57 44V41H59L58 43L60 44V42H61V39H62V37L65 35H67V34H71V32L73 31V29H74V22L75 21H77L78 19L79 20H81V19H84L83 18V15H84V17H85V15L86 16H90L91 18H92V21L93 22H100V20H101V18L103 19V17L104 16H102V15H104V14H107V13H110L113 17H112V21H114L115 23L117 22V20H118V24L119 25H121V24H123V25H125V24H127L126 26H128L129 27V25H131V24H129L130 22H129V20L130 19H132V17L130 18V16H129V13H127V12H125V11H123V9L121 10V11H123L125 14L123 15L122 14V12L121 13H119V12H114V9H115V7H114V9L112 8V6H113V4L115 3ZM149 1V0H148ZM160 1V0H159ZM171 1H173V0H171ZM233 1V0H232ZM242 1V0H241ZM249 1V0H248ZM255 1V0H254ZM150 2V1H149ZM169 2V1H168ZM223 2H225V0L223 1ZM223 2H220V4L221 3H223ZM246 2V1H245ZM117 3V2H116ZM155 3V2H154ZM172 3V2H171ZM248 3V2H247ZM225 4V3H224ZM240 4V3H239ZM133 5V4H132ZM141 5V4H140ZM223 5V4H222ZM231 5V4H230ZM114 6H115V4H114ZM124 6V5H123ZM131 6V5H130ZM163 6V5H162ZM167 6V5H166ZM170 6V5H169ZM221 6V5H220ZM219 6V7H220ZM233 6V5H232ZM260 6V5H259ZM251 7V6H250ZM254 7V6H253ZM253 7H251L252 9H253ZM131 8V7H130ZM129 8V9H130ZM140 8V7H139ZM152 8V7H151ZM209 8V7H208ZM212 8H213V6H212ZM225 8V7H224ZM228 8V7H227ZM128 9V10H129ZM135 9V8H134ZM182 9H184V8H182ZM188 9V8H187ZM186 9V10H187ZM233 9V8H232ZM248 9V8H247ZM124 10H127V9H124ZM133 10V9H132ZM213 10H215V9H213ZM220 10V9H219ZM264 10V9H263ZM134 11V10H133ZM200 11V10H199ZM198 11V12H199ZM210 11V10H209ZM252 11H254V9L252 10ZM129 12V11H128ZM168 12V11H167ZM198 12H196V13H198ZM217 12V11H216ZM264 12V11H263ZM248 13V12H247ZM254 13H257V12H254ZM128 14V15H127ZM169 14H171L170 12H169ZM224 14H226V12H224ZM236 14H238V13H236ZM258 14V13H257ZM257 14H253V16L254 15H257ZM127 15V16H126ZM141 15V14H140ZM161 15V14H160ZM208 16H209V14H207ZM228 15V14H227ZM248 15V14H247ZM252 15V14H251ZM106 16V15H105ZM139 16V15H138ZM142 16V15H141ZM138 17V18H136L135 16V19H136V21H134L135 19H132V20H130L132 23H134V22H136V26H137V24L139 25L140 23H143L142 22V20H143V18L142 17ZM195 16V15H194ZM242 16H243V14H242ZM133 17V18H134ZM190 17V16H189ZM203 17H205V15L203 16ZM227 17V16H226ZM237 17V16H236ZM257 17V16H256ZM129 20H128V19ZM141 19V21H139L140 19ZM165 18V17H164ZM234 18V17H233ZM171 19V18H170ZM219 19V18H218ZM245 19H247V17L245 18ZM260 19V18H259ZM264 19V18H263ZM85 20H86V18H85ZM202 20V19H201ZM220 20H222V19H220ZM234 19H232V20H230V23H231V21H233ZM89 21V20H88ZM87 21V22H88ZM134 21V22H133ZM163 21H165V20H163ZM167 21V20H166ZM180 22L182 21V20H179ZM208 21V20H207ZM90 22V21H89ZM95 22V23H96ZM113 22V23H114ZM129 22V23H128ZM137 22H139V23H137ZM168 22V21H167ZM170 22V21H169ZM177 22V21H176ZM205 22V21H204ZM220 22V21H219ZM218 22V23H219ZM238 23L239 22H241V21H237ZM244 22V21H243ZM121 23V24H120ZM178 23V22H177ZM214 23V22H213ZM216 23V22H215ZM227 23L228 22H226V25H227ZM251 23V22H250ZM260 23V22H259ZM97 24V23H96ZM117 24V25H118ZM129 24V25H128ZM174 24V23H173ZM183 24V23H182ZM195 24V23H194ZM229 24V23H228ZM233 24H235V23H233ZM232 24V25H233ZM244 24V23H243ZM263 24V23H262ZM77 25V24H76ZM75 25V26H76ZM123 25H121V26H123ZM174 25H177V24H174ZM173 25V27H175ZM185 25V24H184ZM206 25V24H205ZM225 25V24H224ZM230 25V24H229ZM80 26V25H79ZM82 26V25H81ZM94 26V25H93ZM126 26H124V27H122V28H125ZM134 24H133V28H134ZM210 26V25H209ZM218 26H220V25H218ZM238 26H240L239 24H238ZM78 27V26H77ZM120 26H118L117 27V29L119 28ZM161 27V26H160ZM160 27H159V29H160ZM221 27V26H220ZM241 27H243V26H241ZM246 27V26H245ZM79 28V27H78ZM99 28V27H98ZM131 28H132V26H131ZM135 28H137V27H135ZM134 28V29H135ZM170 28V27H169ZM179 28V27H178ZM202 28H204V27H202ZM201 28V29H202ZM236 28V27H235ZM247 28V27H246ZM245 28V29H246ZM104 29V28H103ZM210 29V28H209ZM213 29V28H212ZM219 29H221V28H219ZM223 29V28H222ZM227 29H228V27H227ZM237 29V28H236ZM245 29H243V30H245ZM254 29V28H253ZM259 29V28H258ZM264 29V28H263ZM81 30V29H80ZM125 30H126V28H125ZM169 30H171V29H169ZM196 30H198V29H196ZM224 30V29H223ZM235 30V29H234ZM239 30V29H238ZM255 30H257V29H255ZM254 30V31H255ZM261 30V29H260ZM96 31V33H94ZM104 31V30H103ZM122 31V30H121ZM132 31V30H131ZM152 31V30H151ZM190 31V30H189ZM199 31V30H198ZM211 31V30H210ZM213 31V30H212ZM222 31V30H221ZM249 31V30H248ZM247 31V32H248ZM80 32H82V31H80ZM87 32H88V30H87ZM94 34L93 35H95V34H97V32L99 33V31L98 30H94ZM114 32V31H113ZM125 32H127V31H125ZM181 32V31H180ZM230 32H231V30H230ZM229 32V33H230ZM243 32V31H242ZM256 32V31H255ZM73 33V32H72ZM107 33V32H106ZM186 33V32H185ZM198 33H199V35H198ZM252 33V32H251ZM81 34V33H80ZM101 34H103V33H101ZM101 34H97V36H96V38H99V35H101ZM123 34H125V33H123ZM141 34V33H140ZM166 34V33H165ZM198 35V38H197V35ZM217 34V33H216ZM247 34V33H246ZM76 34H74V36H75ZM105 35V34H104ZM127 35H129V34H127ZM139 35V34H138ZM144 35H146L145 33H144ZM143 35V36H144ZM182 35V34H181ZM191 35V37L189 38L188 36H190ZM64 36V37H65ZM77 36V35H76ZM106 36V35H105ZM119 36V35H118ZM122 36V35H121ZM125 36V35H124ZM142 36V37H143ZM156 36V35H155ZM180 36V35H179ZM179 36H178V38H179ZM185 35H183V36H181V37H184ZM195 36V37H194ZM199 36H201V37H199ZM208 36V35H207ZM241 36V35H240ZM63 37V39H65ZM101 37V36H100ZM139 37V36H138ZM175 37H177V35L176 36H174V39H173V36H172V38H170V39H172V40H168L167 42H170V44H174V42H175V44L172 46V48H174L175 47V45H177L178 43H176V41L178 42V41H180V43L182 42L181 40H183V38L181 39V37L179 38V39H176ZM258 37V36H257ZM54 38V39H53ZM67 38H69V37H67ZM78 38H79V36H78ZM83 38V37H82ZM81 38V39H82ZM93 38V37H92ZM104 38V37H103ZM103 38H100V39H103ZM107 38H109V36L107 37ZM111 39L112 38H116V37H110ZM109 38V39H110ZM120 38H122V37H120ZM137 38V37H136ZM151 38V37H150ZM200 38H201V41H200ZM210 38V37H209ZM235 38H236V36H235ZM244 37H242V39H243ZM253 38H255V39H257L256 37H253ZM264 38V37H263ZM53 39V40H52ZM77 39V38H76ZM94 39V38H93ZM110 39V40H111ZM156 39V38H155ZM181 39V40H180ZM189 39V40H188ZM199 39V41L202 43V44H200V46L198 47V45L197 44H199L200 42L199 41H197L196 42V40H198ZM221 39V38H220ZM239 39V38H238ZM237 39V40H238ZM258 39H259V37H258ZM88 40H89V38H88ZM96 40V39H95ZM98 40V39H97ZM109 40V41H110ZM148 40V39H147ZM222 40V39H221ZM232 40H233V38H232ZM236 40V39H235ZM249 40V39H248ZM264 40V39H263ZM263 40H261V41H263ZM70 41V40H69ZM100 41V40H99ZM112 41H114V40H112ZM131 41H133V40H131ZM146 41V40H145ZM149 41V40H148ZM226 41V40H225ZM74 42V41H73ZM167 42H165L166 44H164L165 45V47L167 48ZM172 42V43H171ZM199 42V43H198ZM204 42H206V41H204ZM209 42V41H208ZM228 42V41H227ZM232 42V41H231ZM241 42V41H240ZM249 42V41H248ZM259 42V41H258ZM112 43H114V42H112ZM135 43V42H134ZM141 43V42H140ZM164 43V42H163ZM185 43V42H184ZM234 43V42H233ZM238 43V42H237ZM257 43V42H256ZM133 44V43H132ZM142 44V43H141ZM168 45V47H171V45ZM182 44V45H181ZM179 46H177V47H175V48H177L176 50H180V51H182L185 47H183L184 46V44L183 43H181ZM221 44H222V42H221ZM225 44H227V43H225ZM60 45H62V44H60ZM113 44H110V46H112ZM197 45V46H196ZM211 46V47H208V46ZM217 45V44H216ZM224 45V44H223ZM146 46V45H145ZM186 46V45H185ZM196 46V47H195ZM235 46V45H234ZM137 47V46H136ZM179 47V48H178ZM207 47H208V50H207ZM225 47V46H224ZM257 47V46H256ZM63 49H64V45H63V47H62ZM143 48V47H142ZM183 48V49H182ZM223 48V47H222ZM258 48V47H257ZM54 49V50H53ZM120 49V48H119ZM212 50H213V52H214V50H215V47L214 48H211ZM210 49V50H211ZM238 49V48H237ZM253 49H255L254 51H256V48H253ZM160 50L162 51V52H160ZM186 50V49H185ZM251 50V49H250ZM259 50V49H258ZM155 51V52H154ZM159 51V53H157ZM164 51V52H163ZM195 51H193V52H195ZM207 51V52H206ZM93 52V53H94ZM149 52V51H148ZM202 52V53H201ZM209 52H211V51H209ZM217 52V50L215 51V53ZM234 52H236V51H234ZM72 53V52H71ZM94 53V54H95ZM111 53V52H110ZM141 53V54H140ZM144 54H145V52H143ZM150 53V52H149ZM164 53V54H163ZM166 53H167V55H166ZM238 53V52H237ZM256 53V52H255ZM55 56H54V55ZM86 54V55H85ZM90 54H92L91 52H90ZM99 54V55H100ZM158 56H157V55ZM160 54H162L161 55V57L159 56ZM168 54H170V55H168ZM201 54H202V56H201ZM211 54L212 53H210L208 56H210V58H212L211 57ZM236 54V53H235ZM52 55L54 56L53 58V61L55 60V62H54V64L52 63V64H47V58L49 57V56H51L52 57ZM70 55V54H69ZM73 55V54H72ZM136 57H135V56ZM151 55H152V53H151ZM192 55V54H191ZM218 55H220V53L218 54ZM223 55V54H222ZM229 55V54H228ZM246 55V54H245ZM89 56V55H88ZM185 56V55H184ZM213 56H214V53H213ZM239 56H240V54H239ZM257 56H259L260 57V55H257L256 54V57ZM74 57V56H73ZM99 56H97V58H98ZM103 57V58H102ZM110 57V56H109ZM142 57H144V56H142ZM189 57V56H188ZM207 57V56H206ZM216 57V56H215ZM243 57H244V55H243ZM253 57H255V56H253ZM105 58H106V56H105ZM165 58L164 59H160V61H165ZM196 58V57H195ZM201 58V59H200ZM205 58V57H204ZM208 58V57H207ZM223 57H220V60L222 59ZM239 58H241V57H239ZM260 58H264L263 56H261ZM102 59V60H101ZM172 59V58H171ZM182 60L179 62L178 60H177V64H175V65H177L178 66V64H180V63H182L184 60H185V58H184V60H183V57L181 58ZM209 59V58H208ZM238 59V58H237ZM245 60H247L246 58H244ZM258 59V58H257ZM87 60V59H86ZM106 60V59H105ZM151 60V61H150ZM190 60V59H189ZM207 60V59H206ZM214 60V59H213ZM212 60V61H213ZM239 60V59H238ZM240 60H242V59H240ZM250 60H251V58H250ZM250 60H248L247 62H250ZM47 61V62H46ZM97 61H95L96 62V64L98 63ZM115 61V60H114ZM164 61L163 62H160V65L158 64V63H156L157 65L155 66V67H153L152 68V70H154V68H155V70L157 69V67H158V69L160 70L161 68V70H163L164 68L165 69H167V71L166 70H164V71H166V75H169V76H171V81L169 80V82H168V85H170V84H172V85H174V82L175 81H177L176 79H177V76H181V75H178V74H180L179 72H180V70H182L183 68V64H182V66L180 65V67L178 66V69L179 70H177V71H175L174 69H175V67L177 68V66H174V65H172V64H170L169 62H171V61H168V64H167V66L169 67V64L171 65L169 68H166L167 66H164ZM173 61V60H172ZM188 61V60H187ZM186 61V62H187ZM195 61V60H194ZM210 61L211 60H209V63H210ZM211 61V62H212ZM215 61V60H214ZM244 61V60H243ZM252 61V60H251ZM257 61V60H256ZM255 61V62H256ZM83 62V61H82ZM101 62V63H102ZM149 62V63H148ZM185 62V61H184ZM186 62H185V64H186ZM192 62V61H191ZM196 62V61H195ZM203 62H204V60H203ZM260 62H262V61H260ZM264 62V61H263ZM262 62V63H263ZM151 63V67H152V65L154 64H152ZM164 63V64H163ZM171 63H173V62H171ZM189 63V62H188ZM208 63V62H207ZM214 63V62H213ZM213 63H212V65H213ZM224 63V62H223ZM241 63V62H240ZM246 63V62H245ZM103 64V63H102ZM122 64H124V61L122 62ZM184 64V65H185ZM198 64V63H197ZM204 64V63H203ZM242 64V63H241ZM246 64H249V63H246ZM260 64V63H259ZM73 65V64H72ZM98 66H99V64H97ZM97 65H95L94 63H92L91 64V69H89V70H92V71H89V74L90 73H92L93 72V69H95L96 68V66ZM162 65V66H161ZM187 65V64H186ZM184 66V67H186L187 69H188V67L189 66ZM193 65V67H194V64H192ZM204 65H206V64H204ZM232 65V64H231ZM234 65V64H233ZM253 66H255L254 64H252ZM79 66V65H78ZM89 66V65H88ZM97 66V67H98ZM105 66V65H104ZM146 66H148L147 68H146ZM164 66V67H163ZM172 66H174V69H173V72L174 73H177V76L176 75H174V76H176V77H173V75H171L172 74V72L170 71V73H169V70L171 69L172 70ZM208 66V65H207ZM73 67H75V65H73ZM87 67V66H86ZM120 67V66H119ZM133 67V68H132ZM151 67H149L150 68V71H151ZM190 67H192V66H190ZM190 67H189V70H192V71H189V72H192V73H196V71H198L197 69H195L196 71L194 72V69H190ZM210 67V66H209ZM224 67V66H223ZM235 67H237V65L235 66ZM260 67V66H259ZM259 67H258V69H259ZM262 67V66H261ZM89 68H90V66H89ZM93 68V69H92ZM121 69H122V67H120ZM186 68H185V70H186ZM201 68V67H200ZM204 68V67H203ZM220 68V67H219ZM241 68H242V66H241ZM240 68V69H241ZM248 68H249V66H248ZM100 69V68H99ZM146 69V70H145ZM169 69V70H168ZM232 69H234V68H232ZM240 69L238 70V71H240ZM250 69V68H249ZM262 69H263V67H262ZM68 70V69H67ZM71 70V69H70ZM98 70V69H97ZM111 70V69H110ZM161 70H160V72H161ZM184 70V69H183ZM182 70V71H183ZM184 70V71H185ZM206 70V69H205ZM213 70V69H212ZM242 70V69H241ZM264 70V69H263ZM87 71V70H86ZM95 71L96 70H94V73H95ZM145 71V73H144V75L145 76H147V77H145V79H144V75H141V74H143L142 72H144ZM149 71V70H148ZM188 71V70H187ZM187 71L185 72L186 74H187ZM202 72H203V70H201ZM200 71V73H202ZM221 71V70H220ZM88 72V71H87ZM99 72V71H98ZM155 72H157V70L156 71H154V73ZM159 72V73H160ZM206 72V71H205ZM204 72V73H205ZM233 72V71H232ZM245 72V71H244ZM259 72V71H258ZM158 73V74H159ZM161 73H163V71L161 72ZM204 73H202L203 75H204ZM207 73V72H206ZM211 73V72H210ZM217 73H219L218 71H217ZM223 73V72H222ZM221 73V74H222ZM257 73V72H256ZM67 74V73H66ZM71 74V73H70ZM88 74V75H89ZM96 74H97V72H96ZM182 74H183V72H182ZM242 74V73H241ZM260 74V73H259ZM90 75H92V74H90ZM94 75V74H93ZM156 75V74H155ZM183 75H185V74H183ZM188 75V74H187ZM201 75V74H200ZM203 75H201V77L202 78H205V77H203ZM206 75V74H205ZM208 75V74H207ZM226 75V74H225ZM230 75V74H229ZM248 75V74H247ZM246 75V76H247ZM35 76H39V77H41V79L42 80H38L37 82H35L36 80L35 79H37V77H35ZM82 76H84V75H82ZM85 76H87V75H85ZM84 76V77H85ZM150 76H152V78L150 77ZM163 76V75H162ZM211 76V75H210ZM216 76H217V74H216ZM220 76V75H219ZM218 76V77H219ZM223 76V75H222ZM84 77H82L80 80H78V81H81V82H84V81H82L83 79H84ZM91 77V76H90ZM142 77H143V79H142ZM156 77H158V76H156ZM172 77L173 78H176V79H174V81H173V79H172ZM183 77L184 76H181L180 78H182V79H180L179 77V80L180 81H184L183 80ZM217 77V78H218ZM221 77V76H220ZM219 77V78H220ZM227 77V76H226ZM87 78V77H86ZM88 78H89V76H88ZM87 78V79H88ZM160 78H161V76H160ZM164 78H165V76H164ZM186 79V82H187V78H189V77H185ZM191 78V77H190ZM197 78H200V76L198 77L197 76ZM208 78H210V80L211 79H213L214 77H209V75H208ZM218 78V79H219ZM222 78H225V77H222ZM221 78V79H222ZM260 78V77H259ZM58 79V78H57ZM65 79V78H64ZM157 79V78H156ZM206 79V78H205ZM203 80L204 82L206 81V80ZM217 79V80H218ZM229 79V78H228ZM66 80V79H65ZM64 80V81H65ZM88 80H90V79H88ZM88 80H86V82L88 81ZM116 80V79H115ZM144 80V81H143ZM160 80V79H159ZM163 80V79H162ZM161 80V81H162ZM165 80H167L168 81V79H166L165 78ZM164 80V81H165ZM178 80V81H179ZM189 80V79H188ZM191 80H192V78H191ZM200 80H202V79H200ZM230 80V79H229ZM76 81H77V79H76ZM153 81V80H152ZM163 81V82H164ZM167 81H165V82H167ZM172 81H173V83H172ZM197 81V80H196ZM214 81V80H213ZM232 81V80H231ZM238 81V80H237ZM247 81V80H246ZM252 81V80H251ZM41 82V83H40ZM55 82V81H54ZM53 82V83H54ZM74 82H75V79H74ZM144 84H143V83ZM171 82V83H170ZM192 82L193 81H191V83L190 84H192ZM202 82V81H201ZM207 82V81H206ZM208 82H210V81H208ZM253 82V81H252ZM63 83V82H62ZM143 85H142V84ZM155 83V82H154ZM161 83V82H160ZM176 83V82H175ZM179 83V82H178ZM177 83V84H178ZM183 83H185V81L183 82ZM214 83V82H213ZM212 83V84H213ZM31 85V87H30V85ZM56 84V83H55ZM54 84V85H55ZM60 84V83H59ZM151 84V83H150ZM164 84V83H163ZM162 84V85H163ZM166 84V86H168L167 85V83H165ZM204 84H206V83H204ZM217 84V83H216ZM220 84H222V86H224L223 85V83H219V85ZM225 84V83H224ZM228 84V83H227ZM234 84V83H233ZM232 84V85H233ZM251 84V83H250ZM256 84V83H255ZM25 85H29V87H25ZM40 85L42 86L41 87V89L40 88H36L37 86L38 87H40ZM98 86H99V84H97ZM159 85V84H158ZM172 85H170V86H172ZM194 85H197L196 87H198V83L196 82V84H194ZM202 85H203V83H202ZM209 85H210V83H209ZM209 85H208V83L206 84V86L205 87H201V84L199 85L200 86V88L202 89L203 88V91L204 92H206L205 90H208L209 91V89H210V87L212 88L213 86L211 85L210 87H209ZM214 85V84H213ZM219 85H217V86H215L216 88H218V89H220V87H221V85L219 86ZM230 85V84H229ZM229 85H226L227 87L226 88H224L223 87V89L221 90L220 89V91L221 92H225V93H228L230 90H226V89H228V88H230V86ZM262 85H264V82H263V84H262V82H261V85H260V87L262 88H264V86H262ZM68 86V85H67ZM85 86V85H84ZM140 86H142V87H140ZM144 86V87H143ZM149 86V85H148ZM161 86V85H160ZM176 86V85H175ZM229 86V87H228ZM250 86V85H249ZM117 87V86H116ZM115 87V88H116ZM139 87L140 88H142V89H139ZM195 87V86H194ZM208 87V88H207ZM233 87V86H232ZM242 87V86H241ZM244 87V86H243ZM252 87V86H251ZM257 87V86H256ZM259 87V86H258ZM76 87H74V89H75ZM82 88V87H81ZM80 88V89H81ZM84 88V87H83ZM136 88H138L139 89V91L141 92V93H139V91H138V89L135 91L134 89H136ZM169 88V87H168ZM174 89H175V87H173ZM173 88H171V90H173ZM216 88L215 89H212V91L213 90H216ZM255 88V87H254ZM40 89V91H38ZM61 89H64V88H61ZM69 89V88H68ZM78 90H80L79 88H77ZM106 89V88H105ZM170 89V88H169ZM200 89V90H201ZM225 89V90H224ZM236 89H238V88H236ZM240 89V88H239ZM256 89V91H257V88H255ZM76 90V89H75ZM77 90V91H78ZM143 90V91H142ZM146 90H148V89H146ZM154 90V89H153ZM161 90H163V89H161ZM160 90V91H161ZM180 90V89H179ZM199 89L197 88V91H198ZM232 90V89H231ZM242 90V89H241ZM261 90V89H260ZM76 91V92H77ZM132 91H133V93H132ZM163 91H165V89L163 90ZM163 91H162V93H163ZM176 91V90H175ZM183 91V90H182ZM202 91V92H203ZM207 91V92H208ZM219 91V92H220ZM232 91H234V90H232ZM231 91V92H232ZM245 91V90H244ZM249 91V90H248ZM247 91V92H248ZM255 91V90H254ZM262 91V90H261ZM79 92V91H78ZM80 92H81V90H80ZM88 92V91H87ZM132 93V94H130V93ZM138 92V93H137ZM146 92V91H145ZM144 92V93H145ZM202 92H201V96H202ZM204 92H203V95H204ZM206 92V93H207ZM210 92V91H209ZM207 93V95H209V94H211V97L212 96H214L213 95V93ZM220 92V93H221ZM230 92V93H231ZM246 92V93H247ZM258 92V91H257ZM74 93V92H73ZM84 93V92H83ZM82 93V94H83ZM147 93V92H146ZM160 93V92H159ZM166 93V92H165ZM164 93V94H165ZM171 91H167V94H166V96L168 97H163V96H165V95H161V94H158L159 96L161 95L162 96V98H164V99H166V100H164V102L163 103H165V101H168V99H169V101H172V102H174L175 101V99H176V97L175 96H177V95H175V93L177 94V92H174V93H172V95H171ZM179 93H181L180 91L178 92V94ZM206 93H205V97L207 96L206 95ZM220 93H219V95H220ZM239 93V92H238ZM253 93V92H252ZM251 93V94H252ZM262 93H264V91H262ZM43 94V93H42ZM77 94V93H76ZM138 94V95H137ZM169 94L171 95L170 97H173V94L175 95L174 97H175V99L174 98H172L173 100H171L170 99V97H169ZM185 94V93H184ZM193 94V93H192ZM195 94H196V91H195ZM222 94V93H221ZM237 94V93H236ZM69 95V94H68ZM125 95H127V96H125ZM132 95H134V96H132ZM179 95H181L180 96V98H178L179 97ZM178 96H177V99H181V97L183 96L182 94H179ZM186 95V94H185ZM189 95H190V93H189ZM199 95V94H198ZM197 95V96H198ZM218 95V96H219ZM228 95V94H227ZM239 95V94H238ZM258 95V94H257ZM256 95V96H257ZM259 95H260V93H259ZM263 96H264V94H262ZM43 96V95H42ZM61 96H63L62 94H61ZM81 96V95H80ZM128 96H130V98L128 97ZM150 96H152V95H150ZM191 96V95H190ZM192 96H194V95H192ZM196 96V97H197ZM217 96V95H216ZM215 96V97H216ZM224 96V95H223ZM230 96V95H229ZM245 96V95H244ZM248 96H250V95H248ZM252 96H254L255 97V95H252ZM87 97V96H86ZM125 97V98H124ZM127 97V98H126ZM157 97V96H156ZM195 97V96H194ZM203 97V96H202ZM208 97V96H207ZM211 97H208V98H210L209 100H211L212 101V99H211ZM219 97H221V96H219ZM226 97V96H225ZM242 97V96H241ZM260 97H261V95H260ZM259 97V98H260ZM37 98V99H36ZM133 98H131V99H133ZM139 98V97H138ZM159 98H161V97H159ZM184 98V97H183ZM186 98V97H185ZM213 98V97H212ZM217 98V97H216ZM229 98V97H228ZM237 98L239 99V97L237 96ZM258 98V99H259ZM262 98H264V97H262ZM43 99V98H42ZM62 99V100H61ZM80 99L82 100V98L80 97ZM126 99V100H125ZM133 99V100H134ZM143 99V98H142ZM142 99L140 98V101H142ZM146 99V98H145ZM176 99V100H177ZM196 99V98H195ZM194 99V100H195ZM214 99V98H213ZM220 100V98H217V101H216V99H214L215 100V102H214V100L212 101V102H214L213 103V106L214 105H217V102ZM227 99V98H226ZM249 99H251V98H249ZM61 100V101H60ZM73 100V99H72ZM125 100V101H124ZM127 100V101H128ZM144 100V99H143ZM153 100H155V97L153 96ZM156 100H158V99H156ZM155 100V101H156ZM182 100V99H181ZM190 101L192 100V99H189ZM224 100V99H223ZM229 100H231L230 98H229ZM236 100V99H235ZM240 100H241V98H240ZM239 100V101H240ZM117 101H121V102H118L117 104H116V102ZM123 101V102H122ZM126 101V102H127ZM130 101V100H129ZM199 101V100H198ZM203 101V100H202ZM222 101V100H221ZM243 101H245V100H243ZM243 101H240V102H238L237 101V104H239V105H241L242 104V102ZM261 101V100H260ZM68 103L69 102H71V100L70 101H67ZM131 102V101H130ZM162 102H160V104H158V105H161V103ZM194 102V101H193ZM121 103V104H120ZM146 103H149V102H146ZM162 103V104H163ZM191 103V102H190ZM221 103V102H220ZM231 103L233 104V105H235V103H236V101H234V103L231 101ZM244 103V102H243ZM36 104V103H35ZM42 104V103H41ZM114 104H116L115 106H113ZM126 104V103H125ZM125 104H122V105H124L125 106ZM129 104V106L128 107H130V106H132V105H134V104H130V103H127L126 105H128ZM152 104V103H151ZM171 103H169V105H170ZM185 104V103H184ZM198 104H199V102H198ZM212 104V103H211ZM219 104V103H218ZM222 104V103H221ZM236 104V105H237ZM255 104V103H254ZM32 105V104H31ZM139 105H140V103H139ZM143 105H144V103H143ZM153 106H155L154 104H152ZM167 105V108H169V106H168V103L166 102V104H164V106H166ZM174 105V104H173ZM172 105V106H173ZM176 105V104H175ZM174 105V106H175ZM187 105H189V104H187ZM192 105V104H191ZM191 105H189V106H191ZM235 105V106H236ZM38 106V105H37ZM162 106V105H161ZM163 106V107H164ZM174 106H173V108H174ZM212 106V105H211ZM222 106H224V105H222ZM234 106V107H235ZM238 106V105H237ZM245 106V105H244ZM247 106V105H246ZM245 106V107H246ZM114 107V108H113ZM117 107V106H116ZM133 107V106H132ZM132 107H130V110H131V108ZM144 107V106H143ZM176 107H177V105H176ZM220 107H221V105H220ZM233 107V108H234ZM251 107V106H250ZM249 106L247 107L248 108V110H249V108H250ZM36 108V107H35ZM34 108V109H35ZM40 108V107H39ZM111 108H113V109H111ZM123 108V107H122ZM124 108H126V107H124ZM136 108V107H135ZM135 108H132V110H135ZM139 108H141V107H139ZM145 108V107H144ZM143 108V109H144ZM209 108H210V106H209ZM208 108V109H209ZM217 108H219V106L217 107ZM224 109H226L225 107H223ZM240 108L242 109V105L240 106ZM244 108V107H243ZM60 109V110H61ZM137 109H138V107H137ZM152 109H154V108H152ZM161 109V108H160ZM165 109V107L163 108V109H161V111L162 110H164ZM172 108H170V110H171ZM182 109V108H181ZM181 109H179L180 111L179 112H182L183 113V111L181 110ZM190 109V108H189ZM195 109V108H194ZM199 109V108H198ZM211 109V108H210ZM222 109V108H221ZM234 109H239V108H237V107H235ZM31 110V109H30ZM113 111V113H111V114H114L113 116H110L111 114L108 112V111ZM125 110V109H124ZM141 110V109H140ZM139 110V111H140ZM155 110V109H154ZM156 110H159V107L157 108L156 107ZM204 110V109H203ZM212 110H213V107H212ZM242 110H244V109H242ZM242 110H241V115L243 114L242 113ZM264 110V109H263ZM28 111V110H27ZM115 111H117V110H115ZM123 111V110H122ZM129 111V110H128ZM127 111V112H128ZM145 111V110H144ZM160 111V110H159ZM195 111V110H194ZM208 111H210L211 112V110H208ZM239 111H240V109H239ZM238 111V114H240V112ZM30 112V111H29ZM33 112H35V111H33ZM37 112H38V110H37ZM44 112V115H45V111H43ZM131 112V111H130ZM158 112V111H157ZM205 112V111H204ZM247 112V111H246ZM47 112H46V114H48ZM52 113V115H54ZM56 113V112H55ZM136 113V112H135ZM152 113H154V111L152 112ZM182 113H180L181 115H182ZM187 112H185V114H186ZM190 113H192V112H190ZM194 113V112H193ZM214 113V112H213ZM227 113V112H226ZM248 113V112H247ZM259 113V112H258ZM37 114V113H36ZM35 114V115H36ZM57 114V113H56ZM55 114V115H56ZM106 114H110L109 115V117H108V115L106 116ZM121 114H122V112H121ZM126 114H128V113H126ZM134 114V113H133ZM137 114V113H136ZM135 114V115H136ZM144 114V113H143ZM180 114L178 115L179 116V118L181 117L180 116ZM196 114H198L197 112H196ZM202 114V113H201ZM228 114H230V113H228ZM238 114H237V116H238ZM250 114V113H249ZM33 115V114H32ZM119 115V114H118ZM142 115V114H141ZM153 115H155V113L153 114ZM187 115V114H186ZM189 115H191V114H189ZM199 115V114H198ZM210 115V114H209ZM214 115H216V114H214ZM218 115V114H217ZM234 115V114H233ZM241 115H239V116H241ZM28 116V115H27ZM26 116V117H27ZM37 116H40V117H43V115H37ZM124 116H125V114H124ZM188 116V115H187ZM219 116V115H218ZM225 116V115H224ZM230 116V115H229ZM24 117V118H23ZM59 117V116H58ZM112 118L111 119V123L109 122L110 121V119H108L109 121H107V119H105L106 121H107V123H106V125H108V126H104V124L102 125V121L104 122V119L103 118ZM126 117V116H125ZM136 117V116H135ZM137 117H138V115H137ZM142 117V116H141ZM145 117V116H144ZM144 117H142L143 118V121H144V125H145V123H146V121L144 120ZM170 117V116H169ZM183 117H184V115H183ZM183 117H181L182 119H183ZM188 117H190V116H188ZM194 117V116H193ZM193 117H190V118H193ZM232 117H236V116H232ZM244 117V116H243ZM243 117H240V118H243ZM28 118V117H27ZM35 118H37V117H35ZM34 118V119H35ZM134 118V117H133ZM139 118V117H138ZM141 118V119H142ZM146 118V117H145ZM155 118V117H154ZM168 118V117H167ZM176 118V117H175ZM201 118V117H200ZM200 118H198L199 120H200ZM203 118V120H202V122H201V125L199 124L198 126H199V128H198V130L200 129V127L202 126H205L208 122H205V118L204 117H202ZM209 118V117H208ZM225 118H227V117H225ZM263 118V117H262ZM103 119V120H102ZM125 119V118H124ZM127 119H129V117L127 118ZM150 119V118H149ZM148 119V120H149ZM153 119V118H152ZM188 119V118H187ZM195 121H197L196 120V118H193ZM205 119V120H204ZM230 120H231V117L229 118ZM229 119H227V120H229ZM243 119H245L246 120V118H243ZM242 119V120H243ZM251 119V118H250ZM250 119H249V121H250ZM37 120H39L38 118H37ZM102 120V121H101ZM120 120V119H119ZM131 120V119H130ZM175 120V119H174ZM181 120V119H180ZM191 120V119H190ZM222 121H225V120H223V119H221ZM229 120V121H230ZM232 120H234V118H232ZM236 120V119H235ZM234 120V121H235ZM242 120H241V122H242ZM264 120V119H263ZM262 120V121H263ZM27 121V120H26ZM30 121V120H29ZM34 121L35 120H33V123H34ZM53 121V120H52ZM101 121V122H100ZM105 121V122H106ZM116 121V123H113V122H115ZM133 121H135V120H133ZM132 121V122H133ZM150 121V120H149ZM184 121V123L186 122V120H183ZM182 120H181V122H183ZM188 121V120H187ZM201 121V120H200ZM210 122L209 123H211L212 121L211 120H209ZM251 121H252V119H251ZM47 122H49V121H47ZM100 122V123H99ZM138 122H140L139 120H138ZM152 122H153V120H152ZM152 122L150 123V124H152ZM199 122V121H198ZM205 122V123H204ZM219 122V121H218ZM228 122V121H227ZM240 122V121H239ZM247 122H248V120H247ZM264 122V121H263ZM156 123V122H155ZM155 123H154V125H155ZM188 123H191L190 121H188L186 124H188ZM200 123V122H199ZM215 124H216V122H214ZM225 123V122H224ZM229 123V122H228ZM237 123V122H236ZM243 123H245V121L243 120ZM250 123V122H249ZM34 124H36V123H34ZM38 124V123H37ZM115 124V125H114ZM123 124V123H122ZM129 124H130V122H129ZM136 124V123H135ZM148 124V123H147ZM178 124V123H177ZM177 124H175V125H177ZM196 124H198L197 122H196ZM214 124V125H215ZM223 123L221 122V125H222ZM226 124V123H225ZM25 125V124H24ZM23 125V126H24ZM42 125V124H41ZM110 125V126H109ZM192 125V124H191ZM233 125V124H232ZM236 125H239V124H236ZM114 126H116L115 128H113ZM132 126H135L134 124L132 125ZM137 126V125H136ZM148 126V125H147ZM151 125H149V127H150ZM170 126H172L171 124H170ZM189 126V125H188ZM193 127H195L194 125H192ZM209 126H211V125H209ZM233 126H235V125H233ZM243 126V125H242ZM17 127V128H18ZM33 127H34V125H33ZM92 127H94V126H92ZM121 127H123L122 125H121ZM121 127H119V128H121ZM125 127V126H124ZM152 128H153V126H151ZM177 127V126H176ZM215 127H217V126H215ZM215 127H212V128H215ZM219 127H220V125H219ZM218 127V130L220 129ZM240 127V126H239ZM238 127V128H239ZM243 127H245V126H243ZM26 128V127H25ZM107 128V129H106ZM118 128V129H119ZM136 128V127H135ZM143 128V127H142ZM189 128V127H188ZM195 128H197V127H195ZM205 127H203V128H201V130H200V132L204 129ZM231 128H233V127H231ZM237 127H236V129H238ZM260 128V127H259ZM262 128V127H261ZM23 129V128H22ZM86 129V128H85ZM90 129V128H89ZM125 129V128H124ZM136 129H138V128H136ZM178 129V128H177ZM207 129H208V127H207ZM217 129V128H216ZM245 129V128H244ZM256 129V128H255ZM24 130V129H23ZM88 130V129H87ZM86 130V131H87ZM111 130V131H110ZM117 129H115L114 130V132L116 131ZM154 130V129H153ZM205 130V129H204ZM203 130V131H204ZM215 130V129H214ZM258 130V129H257ZM25 131V130H24ZM100 131V130H99ZM102 131V132H103ZM122 131H124V130H122ZM152 131V130H151ZM150 131V132H151ZM163 131V130H162ZM259 131V130H258ZM260 131H261V129H260ZM31 132V131H30ZM88 132H90V131H88ZM92 132V131H91ZM113 132V133H114ZM117 132V131H116ZM115 132V133H116ZM146 132V131H145ZM156 132V131H155ZM173 132V131H172ZM219 132V131H218ZM233 132V131H232ZM21 133H23V131L21 130ZM118 133V132H117ZM153 133V132H152ZM179 133V132H178ZM190 133V132H189ZM195 133V132H194ZM196 133H198V131L196 132ZM195 133V134H196ZM202 133V132H201ZM204 133V132H203ZM202 133V134H203ZM24 134V133H23ZM25 134H28V133H25ZM78 134V135H79ZM104 134H106L105 132H104ZM123 134V133H122ZM208 134V133H207ZM210 134V133H209ZM218 134V133H217ZM237 134V133H236ZM15 135H17V136H15ZM30 134H28V136H29ZM37 135V134H36ZM87 135V134H86ZM111 135V134H110ZM110 135H109V137H110ZM118 135H119V133H118ZM125 135V134H124ZM123 135V136H124ZM153 135H156V134H153ZM157 135H159V134H157ZM183 135L185 136V134L183 133ZM191 135V134H190ZM189 135V136H190ZM216 135V134H215ZM226 135V134H225ZM228 135V134H227ZM238 135H241V134H238ZM20 136V135H19ZM31 136V135H30ZM38 136V135H37ZM107 135H105V137H106ZM176 136H178V135H176ZM182 136V135H181ZM188 136V135H187ZM192 136H193V134H192ZM209 136V135H208ZM217 136V135H216ZM18 139H17V138ZM46 137V138H45ZM51 137H52V139H53V137H55V139H51ZM103 137L104 136H102V138L99 136V138L97 137V140H98V142H99V140L100 141H102L101 139H103ZM113 137V136H112ZM126 137V136H125ZM153 137V136H152ZM175 137V136H174ZM240 137V136H239ZM31 138V137H30ZM78 138V137H77ZM82 138V137H81ZM101 138V139H100ZM111 138V137H110ZM109 138V139H110ZM129 138V136L127 137V139ZM130 138H131V135H130ZM180 138H182V137H180ZM187 138V137H186ZM198 138V137H197ZM232 138H233V136H232ZM92 139H93V137H92ZM107 139H108V137H107ZM106 139V140H107ZM127 139L125 140V141H127ZM168 139V138H167ZM191 139H193V138H191ZM82 140V139H81ZM94 140H95V138H94ZM97 140H95L96 142H97ZM104 140H105V138H104ZM116 140H117V138H116ZM119 140V139H118ZM121 140V139H120ZM133 140V139H132ZM131 140V141H132ZM158 140V139H157ZM156 140V141H157ZM187 140V139H186ZM80 141V140H79ZM122 142H123V139L121 140ZM129 141H130V139H129ZM128 141V142H129ZM130 141V142H131ZM133 141H135V140H133ZM132 141V142H133ZM192 140H190V142H191ZM7 142V141H6ZM105 141H103L102 143H104ZM197 142H199L198 141V139H197V141H196V143ZM222 142V141H221ZM83 143H85V142H83ZM89 143H91V142H89ZM93 143V142H92ZM127 143V142H126ZM172 143V142H171ZM7 144V143H6ZM97 144V143H96ZM105 144V143H104ZM109 144V143H108ZM121 144V143H120ZM147 144V146L149 145L148 143H146ZM161 144V143H160ZM166 144V143H165ZM180 144V143H179ZM187 144H188V142H187ZM252 144V143H251ZM258 144H259V139H258ZM8 145V144H7ZM84 144H82V146H83ZM95 145V144H94ZM99 145V144H98ZM124 145H125V143H124ZM129 145V147H131L130 146V144H128ZM132 145V144H131ZM141 145V144H140ZM159 145V144H158ZM257 145V144H256ZM97 146V145H96ZM93 147V146H92ZM106 147V146H105ZM108 147V146H107ZM135 147V146H134ZM134 147H132L131 149H129V151L127 150L126 152H129V153H126L125 151H123V154L126 156V154H128V156L129 157H131L129 160H132L133 159V157L135 156V155H137V156H135L134 158H135V162H136V160H137V157L138 158H140L141 157V153H143V150L145 151L146 149L145 148H147L146 147V145L145 146H143L142 145V148H140L139 146V148H140V150L139 149H134ZM182 147V146H181ZM197 147V146H196ZM195 147V148H196ZM243 147V146H242ZM94 148V147H93ZM118 148V147H117ZM170 148V147H169ZM78 149V148H77ZM88 149V148H87ZM123 149V148H122ZM128 149V148H127ZM132 149H134V150H132ZM149 149V148H148ZM164 149V148H163ZM183 149V148H182ZM44 150H46L45 152V156H41V158H38L36 155H37V153H39L40 151H44ZM79 150H81V149H79ZM109 150V149H108ZM156 150V149H155ZM74 151L76 152V153H74ZM93 151V150H92ZM111 151H113V150H111ZM115 151V150H114ZM114 151H113V153H114ZM119 151V150H118ZM132 151V152H131ZM157 151V150H156ZM160 151V150H159ZM196 151V150H195ZM242 151V150H241ZM244 151V150H243ZM255 152H256V150H254ZM122 151L120 150V154H121V156H122V153H121ZM84 153V152H83ZM82 153V154H83ZM91 153V152H90ZM98 153V152H97ZM102 153V152H101ZM108 153V152H107ZM107 153H105V154H107ZM111 152L109 151V153L108 154H110ZM112 153V154H113ZM126 153V154H125ZM145 153V152H144ZM151 153V152H150ZM163 153V152H162ZM41 154V153H40ZM43 154V153H42ZM99 154V153H98ZM103 154H104V152H103ZM104 154V157L105 156H108V155H105ZM112 154H110V156L112 157V162H110L111 160H110V158H108V159H106V157H105V159H106V161L105 162H110V163H112L111 164V166L114 164V165H119V166H117V167H119V169H120V166L122 167V169L121 170H119V172H121V171H124V173H125V175H124V180L123 181H125V182H127V184H128V182L131 184L133 181H135V183H137V185H139V186H141L140 187V189L138 190V188L136 189V192H134L133 193V191H132V193L133 194H137V196H140V195H143V193H145L146 191L144 190V189H146V188H148L150 185H151V182L150 183H147L146 181H145V179L146 178H144L145 176H143V172H139V173H141V174H138L137 172L135 173V171H133V170H131V169H135V168H133L131 165L133 164V162L131 163V165L129 164V165H127V163L126 162H120V161H118V158L120 157L119 155H117V153L115 152V154H114V156H112ZM131 154H132V156H131ZM141 154V155H140ZM252 154V153H251ZM250 154V155H251ZM263 154V153H262ZM2 155V154H1ZM88 155H89V153H88ZM92 155L93 154H91L90 155V157H92ZM124 155L122 156V161H124V160H126L127 161V159H125V158H128V157H124ZM146 155H148V154H146ZM64 156V157H63ZM72 156V157H73ZM95 156V155H94ZM143 156H145V155H143ZM149 156V155H148ZM151 156V155H150ZM252 156H253V154H252ZM256 156V155H255ZM82 157V156H81ZM80 157V159L78 158V161H81V164H79L80 162H78L77 160H76V158H75V161H77L76 163H77V165H75V166H77L76 167V169L74 170L75 171V173H76V171H78L76 174H77V177H78V175L80 174L81 176H83L82 175V171H87L88 173H90V170H92V168L91 167H89L88 169H87V167L88 166H90V165H88L87 167L86 166H84V165H86V164H84L85 163V161H86V159H84V157H82L81 158ZM114 157H116V158H114ZM242 157V156H241ZM240 157V158H241ZM249 157H251V156H249ZM86 158V157H85ZM156 158V157H155ZM159 158V157H158ZM244 158V157H243ZM247 158V157H246ZM262 158V157H261ZM62 159V160H63ZM84 161H83V160ZM94 159V158H93ZM141 159H142V157H141ZM144 159V158H143ZM152 159H154V158H152ZM151 159V160H152ZM188 159V158H187ZM256 159V158H255ZM61 160V161H62ZM65 160V159H64ZM108 160H110V161H108ZM145 160V159H144ZM184 160V159H183ZM247 160V159H246ZM71 161V163L74 161V159H71L70 160ZM82 161L84 162V163H82ZM90 161V160H89ZM95 161V160H94ZM139 161V160H138ZM182 161V160H181ZM232 161V160H231ZM245 161V160H244ZM249 161V160H248ZM63 162V161H62ZM61 162V163H62ZM65 162H67V161H65ZM91 162H93V160H91ZM96 162H97V160H96ZM101 162V161H100ZM140 162V161H139ZM159 162V161H158ZM70 163V162H69ZM71 163H70V166H71ZM87 163V162H86ZM104 163V162H103ZM103 163L101 162V164L100 165H98L99 167H103V169L105 168L104 166H105V163H104V165H103ZM151 163V162H150ZM243 163H245L246 165H247V163L248 162H243ZM258 163V162H257ZM1 164V165H2ZM57 164H59V162L57 163ZM63 164V163H62ZM84 164V165H83ZM95 164V163H94ZM143 164H145V163H143ZM200 164H203V163H200ZM64 165V164H63ZM107 165V164H106ZM154 165V164H153ZM199 165V164H198ZM197 165V166H198ZM204 165V164H203ZM59 166H60V164H59ZM73 166V165H72ZM132 167V168H129V167ZM238 166H240V165H238ZM58 167V166H57ZM62 167V166H61ZM64 167H66V166H64ZM93 168L95 167V166H92ZM113 167V166H112ZM138 167V166H137ZM203 167V166H202ZM235 167H237L236 165H235ZM260 167V166H259ZM59 168V167H58ZM69 168V167H68ZM68 168H65V169H68ZM74 168V167H73ZM85 168H86V170H85ZM97 168V167H96ZM108 168V167H107ZM207 168V167H206ZM24 169V168H23ZM60 169L61 168H59V171H60ZM99 168H97L96 170H98ZM103 169H101V170H103ZM113 169V168H112ZM116 169V168H115ZM137 169V168H136ZM215 169V168H214ZM236 169V168H235ZM258 169V168H257ZM21 170V169H20ZM58 170V169H57ZM62 170H63V168H62ZM95 170V169H94ZM94 170H92L91 171V173L92 172H94V173H96ZM100 170V171H101ZM104 170H106V168L104 169ZM110 169H108V170H106V172L107 173H109L108 171H109ZM141 170V169H140ZM212 170V169H211ZM23 171V170H22ZM71 171H72V169H71ZM70 171V172H71ZM114 171V170H113ZM144 171V170H143ZM190 171H192V170H190ZM83 172V173H84ZM104 172V171H103ZM105 172V173H106ZM118 172V173H119ZM189 172V171H188ZM241 172V171H240ZM73 173V172H72ZM87 173V174H88ZM90 173V174H91ZM94 173H92V174H94ZM98 173V175L101 173V172H97ZM97 173H96V178H97ZM111 174H112V171L110 172ZM109 173V174H110ZM123 173V172H122ZM121 173V174H122ZM145 173L147 174L148 173V171L146 172V170H145ZM166 173V172H165ZM194 173V172H193ZM203 173V172H202ZM208 173V172H207ZM206 173V174H207ZM212 173V172H211ZM217 173V172H216ZM239 173V172H238ZM249 173V172H248ZM6 174V173H5ZM74 174V173H73ZM73 174H72V176H73ZM84 174H86V173H84ZM86 174V175H87ZM88 175L89 177L90 176H92V174L91 175ZM145 174V175H146ZM185 174H187V173H185ZM195 174V173H194ZM201 174V173H200ZM206 174H204V175H206ZM247 174V173H246ZM55 175H57V176H55ZM65 175V174H64ZM101 175V174H100ZM99 175V176H100ZM102 175H104V173L102 174ZM172 175V174H171ZM192 175V174H191ZM243 175V174H242ZM25 176V175H24ZM61 176V175H60ZM59 176V177H60ZM63 176V175H62ZM118 176V175H117ZM123 176V175H122ZM179 176V175H178ZM183 176H184V174H183ZM202 176V175H201ZM217 176V175H216ZM251 176V175H250ZM26 177V176H25ZM64 177V176H63ZM71 177V176H70ZM104 177V176H103ZM116 177V176H115ZM115 177H111V178H115ZM61 178L62 177H60V180H57V181H61ZM65 178V179H64ZM64 178H62V182H63V184L62 185H67V182H69L68 180L66 181V178L67 177H64ZM72 178V177H71ZM95 178V177H94ZM96 178H95V180L93 179V181H95V182H92L91 180H89V181H91L92 183H94L93 184V186H95V185H97V187L96 188H94L93 186H91V184L89 183V181L88 182H86L87 184L86 185H88V188H91V191H90V193H89V190L88 189H86V190H88V193L89 194H91L92 195V193H94L95 192V190L98 192V191H100L102 188V192L104 193V187H106V186H102L101 187V189H100V187H98V181L96 180ZM120 178V177H119ZM178 178V177H177ZM180 178V177H179ZM192 178V177H191ZM64 179V180H63ZM81 178H79V180H80ZM85 179H87V178H85ZM84 179V180H85ZM101 179H103V178H101ZM117 179H118V177L115 179L116 181H117ZM186 179V178H185ZM205 179V178H204ZM214 180H215V178H213ZM220 179V178H219ZM79 180H77L76 179V182L78 181V185H77V187L78 186H80V181ZM84 180H83V182H84ZM104 180V179H103ZM111 180V179H110ZM109 180V181H110ZM115 180H114V182H113V184L115 183ZM119 180V179H118ZM122 179H120V181H121ZM147 180H149V179H147ZM173 180V179H172ZM208 180V179H207ZM217 180V179H216ZM242 180V179H241ZM53 181V182H52ZM118 182L117 183V185L119 184V183H121V182ZM152 181V180H151ZM173 181H175V180H173ZM41 183V182H43V183H45L46 185L47 184H49L50 182H52L50 185L52 186V187H50L49 185H47V188H46V190H44V193L43 194H41L42 196H40V193H39V196L38 197H36V198H38L39 199V204H34V202L35 203H38V202H36V201H38L36 198L34 199L33 197V199H34V201H31V199L32 198H30V197H28V199H26V197L27 196H30L29 194H31L30 193V185L31 184H34V183ZM75 182V183H76ZM82 182V183H83ZM111 182V181H110ZM125 182H124V184H125ZM176 182V181H175ZM184 182V181H183ZM243 182V181H242ZM64 183H66V184H64ZM134 183V182H133ZM152 183H154V181H152ZM164 183V182H163ZM190 183V182H189ZM42 184V183H41ZM58 184V183H57ZM73 184H74V182H73ZM72 184V185H73ZM84 184V183H83ZM103 184V183H102ZM106 184H107V182H106ZM113 184H111V185H113ZM170 184H171V182H170ZM174 184V183H173ZM238 184V183H237ZM34 185H36V184H34ZM46 185H45V187H46ZM53 185H56V183L55 184H53ZM59 185V184H58ZM61 185V186H62ZM76 185H73L74 186V191L76 192L77 190H79L80 189V187L79 188H77L76 190H75V186ZM85 185V184H84ZM100 185V184H99ZM116 185V184H115ZM117 185L116 186H109L108 185V187H111V188H109L108 190H110V191H106V193L108 194V195H112L114 192L116 193V191H113V193H112V190L111 189H113L114 187L116 188L117 187ZM123 185V184H122ZM122 185H120L119 184V186H118V188L120 187V186H122ZM157 185V184H156ZM32 186V185H31ZM49 186V187H48ZM91 186V187H90ZM125 186V185H124ZM128 186H129V184H128ZM130 186H132V185H130ZM148 186V187H147ZM185 186V185H184ZM187 186H189V184L188 185H186L184 188H183V190L184 189H187L188 187ZM1 187V186H0ZM40 187V186H39ZM45 187H43V188H45ZM63 187V186H62ZM64 187H66V186H64ZM87 187V186H86ZM108 187H106V188H108ZM167 186H165V188H166ZM203 187H205V186H203ZM232 187V186H231ZM246 187V186H245ZM245 187H244V185H243V188L245 189ZM28 188H29V190H28ZM34 188V187H33ZM115 188L113 189V190H115ZM117 188V189H118ZM158 188V187H157ZM159 188H161L162 189V187L160 186ZM164 188V187H163ZM169 188V187H168ZM167 188V189H168ZM173 188V187H172ZM197 188V187H196ZM201 188V187H200ZM200 188H198V189H200ZM39 189V188H38ZM41 189V188H40ZM66 189V188H65ZM100 189V190H99ZM119 189H121V187L119 188ZM122 189H123V186H122ZM126 189H127V187H126ZM170 189V188H169ZM202 189V188H201ZM243 189V190H244ZM82 190V189H81ZM81 190H79L78 192H76V195H78V194H80V192H81ZM107 190V189H106ZM138 190V191H137ZM159 190V189H158ZM179 190V189H178ZM181 190V189H180ZM32 191V190H31ZM36 191V190H35ZM83 192H84V190H82ZM94 191V192H93ZM145 191V192H144ZM160 192L162 191V190H159ZM167 191H169V190H167ZM205 191V190H204ZM203 191V192H204ZM39 192H41V190L39 191ZM43 192V191H42ZM41 192V193H42ZM62 192V193H61ZM120 192V191H119ZM127 192V191H126ZM164 192V191H163ZM162 192V193H163ZM37 193V192H36ZM59 193H60V197H59ZM74 193V192H73ZM78 193V194H77ZM82 193V192H81ZM96 193V192H95ZM114 193V194H115ZM118 193V192H117ZM128 193V192H127ZM149 192H146V194L145 195H147ZM165 193V192H164ZM229 193V192H228ZM38 194V193H37ZM88 194V195H89ZM100 194V193H99ZM166 194V193H165ZM74 195V194H73ZM75 195V196H76ZM83 195V194H82ZM81 195V196H82ZM91 195H89V196H87L86 197V195L85 196H83V198L85 197L86 198V202H89L90 200V196ZM94 195V194H93ZM104 198L106 197V194L104 193ZM130 195V194H129ZM161 195H163V194H161ZM237 195V194H236ZM8 196V195H7ZM37 196V195H36ZM81 196H79V197H81ZM98 196V195H97ZM97 196H95V197H97ZM113 196V195H112ZM112 196L109 198V200H110V203L112 202L111 201V199H112ZM115 196H117V195H114V197H113V199L115 198ZM132 196V195H131ZM130 196V197H131ZM2 197V196H1ZM41 199H40V198ZM67 197H69V195L67 196ZM71 197V196H70ZM73 197V196H72ZM77 197V196H76ZM89 197V199H88V201H87V198ZM125 197H127V196H125ZM129 197V198H130ZM136 197V196H135ZM143 197V196H142ZM213 197V196H212ZM212 197H210V198H212ZM62 198V199H61ZM85 198L83 199V200H85ZM92 198V197H91ZM103 198V199H104ZM128 198V197H127ZM134 198V197H133ZM137 198V197H136ZM25 199V200H24ZM70 199V198H69ZM69 199H67V200H69ZM74 199V198H73ZM93 199H95V198H93ZM101 199H102V196H101ZM101 200L102 202H104V200ZM107 199V198H106ZM122 199V198H121ZM156 199V198H155ZM2 200V199H1ZM36 200V201H35ZM75 200H77V205L78 204H80L81 202H82V200H81V198H80V200H79V198L78 199H76L75 198ZM74 200V201H75ZM99 200H100V197H99ZM98 200V197L96 198V203H97V201H99ZM125 200V199H124ZM222 200V199H221ZM10 201H12V200H10ZM26 201V202H25ZM27 201L29 202V201H31L32 202V206H30L29 204H31V202H29L28 204H27ZM60 201L62 202V204L64 203V208L66 207V210L67 211H64L65 209L63 208V206H62V204L60 203ZM79 201V202H78ZM164 201V200H163ZM227 201V200H226ZM242 201V200H241ZM91 202V201H90ZM160 202H162V201H160ZM159 201L157 202V203H160ZM175 202V201H174ZM217 202V201H216ZM220 202V204H221V201H219ZM228 202V201H227ZM229 202H230V200H229ZM245 202V201H244ZM10 203V202H9ZM75 203V204H76ZM82 203H85L84 201L82 202ZM91 203H93V202H91ZM95 203V202H94ZM108 203V202H107ZM109 203V204H110ZM113 203V202H112ZM111 203V204H112ZM59 204H61V205H59ZM98 204H99V202H98ZM114 204V203H113ZM119 204V203H118ZM152 204V203H151ZM162 204H163V202H162ZM219 204V203H218ZM52 207H51V206ZM77 205H75L74 207H76ZM84 205V204H83ZM82 205V206H83ZM92 205V204H91ZM94 205H96V204H93L92 206L94 207ZM101 205V204H100ZM103 205V204H102ZM102 205L100 206V208L99 209H101L102 208ZM148 205V204H147ZM150 205V204H149ZM153 205H155V204H153ZM161 205V204H160ZM168 205H169V203H168ZM172 205V204H171ZM171 205L169 206V207H171ZM184 205V204H183ZM13 206V207H12ZM49 206H50V208H49ZM59 206H61L62 208H60ZM72 206V207H73ZM81 206V207H82ZM86 206V205H85ZM136 207H137V205H135ZM152 206V205H151ZM164 206V205H163ZM179 206H181V205H179ZM222 206H223V204H222ZM225 206V205H224ZM226 206H228V205H226ZM59 207V208H58ZM71 207V208H72ZM78 207V206H77ZM77 207H76V209H77ZM104 207H105V204H104ZM103 207V208H104ZM108 207H110L111 208V205H109ZM155 207V206H154ZM157 208H158V206H156ZM168 207V206H167ZM168 207V208H169ZM177 207V206H176ZM176 207L175 208H173L174 210L176 209ZM63 210V211H60L61 213L62 212H66L67 213V215H66V213H57V212H59L58 210ZM83 208V207H82ZM95 208V207H94ZM114 208H115V206H114ZM201 208H203V207H201ZM224 208V207H223ZM10 209H13L14 211H15V213L14 214H11V215H6L8 212H9V210ZM49 209H51V210H49ZM75 208H73V210H74ZM75 209V210H76ZM79 209V208H78ZM87 210L84 212L83 211V214L85 213V215H84V217H82L83 218V220L81 221V218L79 219L81 222V224H82V222L83 221H85L84 219L86 218L85 216L87 215V213L89 214L90 212H89V210L91 209H89L88 210V208H86ZM119 209V208H118ZM143 209V208H142ZM142 209H140V210H142ZM150 209V208H149ZM148 209V210H149ZM162 209V208H161ZM169 209H172V207L171 208H169ZM184 209V208H183ZM200 209V208H199ZM48 210H49V214L47 213L48 212ZM57 210V211H56ZM69 210H72V209H69ZM72 210V211H73ZM74 210V211H75ZM94 210V209H93ZM145 210H147V208H145ZM157 210H159V209H157ZM174 210H172L173 212H174ZM220 210H222V209H220ZM94 211H96V208H95V210ZM99 211V210H98ZM111 211V210H110ZM127 211V210H126ZM170 211V210H169ZM168 211V212H169ZM176 211H178V210H176ZM187 211V210H186ZM70 212V211H69ZM75 212H77V210L75 211ZM74 212V213H75ZM102 213H103V210L101 211ZM118 212V211H117ZM131 212V211H130ZM147 212V211H146ZM180 212V211H179ZM48 214V215H45V214ZM57 213V214H56ZM71 213V212H70ZM81 213H82V211H81ZM100 212H98V215H95L94 217H96V218H94V220H96L97 221V224H98V222L100 223H105V220H106V223L107 222H109V219L107 218V217H105V218H102L103 216H105V215H103L102 217H101V215L99 214ZM105 213V212H104ZM103 213V214H104ZM107 213L109 214V212H108V209H107ZM131 213H133V212H131ZM137 213V212H136ZM161 213V212H160ZM76 214V213H75ZM95 214V213H94ZM107 214V215H108ZM122 214V213H121ZM130 214V213H129ZM144 214V213H143ZM145 214H147V213H145ZM148 214H149V212H148ZM178 214V213H177ZM223 214V213H222ZM40 215H41V217H40ZM53 215H52V217H53ZM70 215V214H69ZM93 214H91V217H90V215H89V217H90V220H93L92 218H93V216H92ZM6 216H8L9 218H7ZM73 216V215H72ZM79 216H81L80 214H79ZM109 216H113V214H109ZM118 216V215H117ZM116 216V217H117ZM150 216V215H149ZM163 216V215H162ZM75 217V216H74ZM100 217V218H99ZM172 217V216H171ZM170 217V218H171ZM198 217H200V216H198ZM39 218L41 219V218H43L42 219V222H41V220L39 221ZM47 218V217H46ZM65 218L63 219L64 221H65ZM97 218H98V220H97ZM151 218V217H150ZM158 218V217H157ZM157 218H155V220L157 219ZM210 218V217H209ZM71 219H73L71 216H70V218L69 219H67L68 221H67V224L68 223H70V221H71V223L73 222V220H71ZM78 219V218H77ZM117 219V218H116ZM140 219V218H139ZM149 219V218H148ZM175 219V218H174ZM205 219V218H204ZM213 219V218H212ZM49 220H50V217H49ZM54 220H53V223H52V226H50L51 228L53 227L54 228V225L53 224H55V222H56V224H57V222L58 221H56L57 220V218H56V220H55V222H54ZM62 220V221H63ZM79 220L77 221V222H79ZM86 220H89L88 219V217L86 218ZM89 220V221H90ZM100 220V221H99ZM158 220V219H157ZM256 220V219H255ZM89 221L88 222H86L85 221V223H86V225H87V223H89ZM96 221H93V222H96ZM137 221V220H136ZM159 221V220H158ZM157 221V222H158ZM168 221V220H167ZM39 222V223H38ZM41 222V223H40ZM66 222V221H65ZM91 222V221H90ZM152 222V221H151ZM154 222V221H153ZM193 222V221H192ZM74 223V222H73ZM80 223H78V224H80ZM105 223V224H106ZM113 223V222H112ZM149 223V222H148ZM162 223V222H161ZM197 223V222H196ZM212 223V222H211ZM64 224V223H63ZM75 224V223H74ZM74 224H72V226H74ZM78 224H76V225H78ZM95 224V223H94ZM131 224V223H130ZM208 224H209V222H208ZM103 225V224H102ZM101 225V226H102ZM132 225H134V224H132ZM174 225V224H173ZM196 225V224H195ZM201 225V224H200ZM205 225H207V224H205ZM79 226V225H78ZM77 226V227H78ZM85 225H84V223H83V227H84ZM89 226H90V224H89ZM98 226V225H97ZM103 226H105V225H103ZM146 225H144V227H145ZM161 226L163 227V225L161 224L160 225V228H161ZM175 226H177V225H175ZM193 226V225H192ZM57 227H59V228H61V229H64L65 227H62V226H58L57 225ZM68 226H66V228H67ZM75 227V226H74ZM80 227V226H79ZM82 227V226H81ZM80 227V228H81ZM82 227V228H83ZM92 227H93V225H92ZM139 227V226H138ZM167 227V226H166ZM171 227V226H170ZM196 227V226H195ZM198 227V226H197ZM208 227V226H207ZM8 228V229H7ZM49 229V233H51L50 231H53V232H55V230H56V228H54L55 230H53V228L52 229ZM58 228V229H59ZM89 228V227H88ZM133 228V227H132ZM151 227H149V229H150ZM158 228H159V226H158ZM175 228H177V227H175ZM203 228V227H202ZM7 229V230H6ZM72 229V228H71ZM74 229V228H73ZM143 229V228H142ZM153 229V228H152ZM152 229L150 230V231H152ZM162 229V228H161ZM170 229V228H169ZM212 229V228H211ZM210 229V230H211ZM246 229H248V228H246ZM252 228H250V230H251ZM131 229H127V231H130ZM133 230V229H132ZM201 230V229H200ZM3 231L4 232H6V234L4 233L3 234ZM8 231H10L11 232V234H9L10 232H8ZM67 231V230H66ZM65 231V232H66ZM69 231V230H68ZM124 231H126V230H124ZM159 232V229H157V230H155V232ZM176 231H178L177 229H176ZM48 232V231H47ZM52 232V233H53ZM56 232H58V231H56ZM73 232V231H72ZM79 232V231H78ZM86 232V231H85ZM84 232V233H85ZM90 232V231H89ZM130 232H132V231H130ZM241 232V231H240ZM244 232V231H243ZM67 233V232H66ZM77 233V232H76ZM91 233V232H90ZM93 233H95V232H93ZM127 233V232H126ZM150 233V232H149ZM148 233V234H149ZM248 233H250V232H248ZM3 234V235H2ZM41 234V235H42ZM47 234V233H46ZM55 234H57V233H54V235ZM82 234V233H81ZM107 234V233H106ZM155 234V233H154ZM159 234V233H158ZM166 234V233H165ZM176 234V233H175ZM175 234H173V235H175ZM195 234V233H194ZM198 234V233H197ZM5 235V239L3 240L2 238H4L3 236ZM7 235V236H6ZM49 235H51V234H49ZM59 235V234H58ZM72 235V234H71ZM75 235V234H74ZM120 235V234H119ZM152 235V234H151ZM160 235V234H159ZM168 235V234H167ZM201 235V234H200ZM199 234L197 235L198 237H196L195 238V236L196 235H194V237L192 236V238L190 239L191 241H189V242H192V241H194L193 240V238L195 239V242H192V244H194V243H197L198 241H196V240H199V239H201V236H200ZM52 236V235H51ZM56 236V235H55ZM2 237V238H1ZM42 237V236H41ZM58 237V236H57ZM65 237V236H64ZM71 237V236H70ZM74 237V236H73ZM113 237V236H112ZM114 237H115V235H114ZM117 237V236H116ZM167 237V236H166ZM236 236H234V238H235ZM8 238V239H7ZM52 238V237H51ZM55 237H53L52 239H54ZM60 238V237H59ZM104 238V235H101L100 233L99 234H96L95 233V236H94V239H96V240H100V239H103ZM175 238V237H174ZM189 238V237H188ZM198 238V239H197ZM40 239V238H39ZM44 239V238H43ZM56 239V238H55ZM146 239V238H145ZM45 240V239H44ZM63 240H65V239H63ZM202 240V239H201ZM229 240H230V238H229ZM43 241V240H42ZM48 241V240H47ZM46 241V242H47ZM169 241V240H168ZM208 241V240H207ZM244 241V240H243ZM62 242V241H61ZM76 242H77V240H74V241H72V242H69V243H67V245H74V244H76ZM99 242V241H98ZM124 242L126 243V240H124V238L122 239V238H120V239H114V240H111L110 242H109V247H107L108 249L107 250H109V249H113V248H116V246H118V245H120V244H124ZM199 242H202V241H200L199 240ZM233 242V241H232ZM43 243V242H42ZM48 243V242H47ZM101 243V242H100ZM34 244V243H33ZM171 244V243H170ZM186 244V243H185ZM249 244V243H248ZM2 245L3 246H1V250H4L5 249V247H6V250H8L9 248H7V245H5L4 243H2ZM84 245V244H83ZM172 245V244H171ZM184 245V244H183ZM214 245V244H213ZM213 245H211V246H213ZM237 245V244H236ZM245 245V244H244ZM5 246V247H4ZM38 246V245H37ZM36 246V247H37ZM43 246V245H42ZM44 246H46V243L44 244ZM122 246V245H121ZM138 246V245H137ZM156 246V245H155ZM201 246V245H200ZM210 246V247H211ZM215 246V245H214ZM216 246H217V244H216ZM221 246V245H220ZM241 246V245H240ZM246 246V245H245ZM261 246V245H260ZM3 247H4V249H3ZM48 247V246H47ZM92 247H93V245H92ZM105 247V248H106ZM131 247V246H130ZM135 247V246H134ZM134 247L132 248V251L134 250ZM160 247V246H159ZM186 247V246H185ZM193 247V246H192ZM244 247V246H243ZM51 248V247H50ZM52 248H54V247H52ZM138 248V247H137ZM140 248V247H139ZM167 248V247H166ZM194 248V247H193ZM214 248V247H213ZM33 249V248H32ZM40 249H41V247H40ZM40 249H38V250H40ZM57 249V248H56ZM227 249V248H226ZM0 250V256H2L1 255V251ZM19 250V249H18ZM37 250V249H36ZM42 250V249H41ZM58 250V249H57ZM121 250H123L124 251V249H122L121 248ZM178 250V249H177ZM246 250V249H245ZM50 251V250H49ZM117 251L119 252V250L117 249ZM4 252H5V250H4ZM8 252H10V251H8ZM52 252V251H51ZM55 252V251H54ZM107 252V251H106ZM135 252V251H134ZM132 253V254H135V253ZM139 252H141V251H139ZM164 252V251H163ZM168 252V251H167ZM188 252V251H187ZM3 253V252H2ZM13 253V252H12ZM12 253H10V254H12ZM31 253H33V252H31ZM62 253V252H61ZM86 253H88V251L86 252ZM127 253V252H126ZM129 253V252H128ZM138 253V252H137ZM168 253H170V252H168ZM174 253V252H173ZM253 253V252H252ZM50 254V253H49ZM48 253L46 254V256L47 255H49ZM90 254V253H89ZM104 254V253H103ZM102 254V255H103ZM123 254L124 253H122V256H123ZM179 254V253H178ZM185 254V253H184ZM228 254V253H227ZM251 254V253H250ZM43 255V254H42ZM51 255V254H50ZM61 254H58V256H60ZM76 255H78V254H76ZM76 255L74 256V258L76 257ZM80 255H81V253H80ZM98 255V254H97ZM100 255V254H99ZM98 255V256H99ZM107 255V254H106ZM105 255V256H106ZM113 255V254H112ZM121 255V254H120ZM163 255V254H162ZM207 255V254H206ZM5 255H3L2 257H4ZM65 256V255H64ZM83 256H84V254H83ZM118 256V255H117ZM128 256V255H127ZM137 256V255H136ZM180 256V255H179ZM190 256V255H189ZM48 257V256H47ZM52 257V256H51ZM68 258H69V256H67ZM71 257H73V256H71ZM78 257V256H77ZM82 257V255L80 256V258ZM124 257V256H123ZM46 258V257H45ZM64 258V257H63ZM73 258V259H74ZM117 258V257H116ZM127 258V257H126ZM213 258V257H212ZM1 259V258H0ZM11 259V258H10ZM16 260H18L17 258H15ZM58 259V258H57ZM56 259V260H57ZM59 259H60V257H59ZM86 259V258H85ZM109 259V261H110V258H108ZM124 259V258H123ZM156 259V258H155ZM19 260H21V259H19ZM35 260H36V258H35ZM47 260H49V259H47ZM47 260L45 259V260H43V258L41 259V261H42V263L43 264H47L48 262H47ZM51 260H52V258H51ZM50 260V261H51ZM54 260H55V258H54ZM55 260V261H56ZM131 260H132V258H131ZM212 260H214V259H212ZM15 261V260H14ZM61 261V260H60ZM121 261V260H120ZM169 261V260H168ZM210 261V260H209ZM219 261H220V259H219ZM1 262V261H0ZM4 262V261H3ZM66 262V261H65ZM95 262V261H94ZM102 262V261H101ZM163 262V261H162ZM184 262V261H183ZM188 262V261H187ZM248 262V261H247ZM246 262V263H247ZM256 262V261H255ZM263 262V261H262ZM15 263V262H14ZM21 263V262H20ZM40 263V262H39ZM39 263H36V264H39ZM146 263V262H145ZM175 263V262H174ZM194 263V262H193ZM227 263V262H226ZM264 263V262H263ZM13 264V263H12ZM28 264H29V262H28ZM151 264V263H150ZM161 264H163V263H161ZM166 264V263H165ZM171 264V263H170ZM248 264V263H247ZM258 264V263H257Z\"/></svg>",
	"mask_w": 264,
	"mask_h": 264
}]
</instances>
